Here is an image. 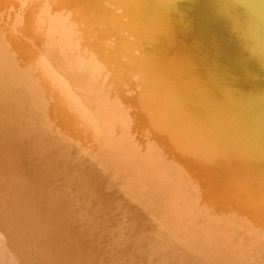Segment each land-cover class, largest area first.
<instances>
[{
    "label": "rangeland",
    "instance_id": "obj_1",
    "mask_svg": "<svg viewBox=\"0 0 264 264\" xmlns=\"http://www.w3.org/2000/svg\"><path fill=\"white\" fill-rule=\"evenodd\" d=\"M4 1L6 2V0H4ZM4 1H1V3H0L1 5L0 6H2V3H3L4 4L3 7L4 8L7 7L8 8L7 10L8 11L11 10L13 13L16 12L15 9H17V11H20L19 7H18V6H20L19 5L20 2L22 3V5L25 4L24 8L26 9L25 11H27V13L26 12H22V14L24 13L23 18L24 17H26L27 19L29 18V20L23 19V20H25L24 22L27 21L26 22L27 24H29L28 22L31 20V18H32V20L35 19V18L36 19L40 18L42 24L40 23V20L38 21V23L43 25V26H40V29L38 27L40 24H34V22L37 23L36 19L34 20V22L30 21L32 23V25L35 26L34 28L31 25V23L29 24V27L25 26L26 24H24V26L22 27V24L20 25V23L18 21V23H19L18 25H20L19 26V30L21 31L22 34L26 33V36L24 34L25 38L28 41L30 39L32 41L33 45H36V44H34L35 41L37 40L35 38L39 39L38 36H40V35L43 36L44 32H45L46 36L45 37L43 36V37L45 38V40L47 39L48 42L46 44L44 39L41 37L43 42H41L42 40L40 41V39H41L40 38L39 41H36V43L37 42L39 43V44L37 43L38 44L37 46H40V45L42 46V44H43V46L46 47V45H49L48 43H50L49 39H51V37L50 38L47 37L48 35L46 34V32L47 31L49 32V30H51V28H53L52 29L53 32L51 30V32H49V36H51V34L55 35V36H52L53 38L55 37L54 39L52 38V40H55L58 37L60 38V36L63 35L62 37L65 38V40L62 39V37H61L60 39L58 38L59 40L56 39L55 40L56 42L55 41H51V43L54 42L53 43L54 47H55V45H57V47H55L57 52L55 51V49H53L54 47H53L52 44L49 45L50 47L52 46V48H50L49 46H47L46 48L44 47V48L46 50H48V53H49V51H51L53 49L55 52L53 53V51H51L50 53L54 54V55L53 54H51V55L54 57L55 54H56V56L59 57L58 59H60V61L63 58L61 53H63L64 56L66 54H68V53H71V56H72L71 58L72 59L78 58L77 60H72L71 61V59L69 60L70 56L66 55L68 57L65 56L62 61L65 62L66 58H67L66 61H68V60L70 61V62L69 61L65 62V63H67L66 65H69L68 66L69 67L68 68L69 72L68 71L65 72L67 68L64 67L65 63L62 62V64L64 63L63 64L64 70L60 69V71H59V68H58V72L59 73L58 72L57 73L59 75L61 73L63 75L65 74V76L68 73L69 76H66L67 82H68V85H70L69 87H70L71 91L73 92L72 94L74 96V99L76 98L75 99V101L77 102L76 104H77V106H79V108L80 107L83 108V106L85 107L83 109L86 110V113L88 114V117H89L88 120L90 119L91 121L89 120L88 132L87 133H84L83 131H82V133L80 132L81 140L79 141L78 145H75L76 147L73 149L75 151V155L79 158V160L81 161L82 164L85 163V161L89 162V168L85 167L87 170L84 171V173L81 174L78 177L79 181L75 180L73 183H67V184L60 183L59 185H54V186L46 185L45 186V185L41 184L40 182H33V181L32 182H28L26 180H21L20 179L21 177H19V175L17 177L18 178L17 180L14 177L13 178L10 177L11 179H9L6 175H4L2 172H0V179H1V181H0V238H1L0 239V245H1L0 250L2 251V253L0 251V264H76V262H77V264H264V236H262V235H264V229H262V230L260 229L261 226H262V228H264V207H261V206H264V200H262V199H264V182H261L262 180H264V174H262V173H264V168H261L262 166H264V160H262L260 162L261 155H264V149H262V148H264V145H261V144H264V141H262V140H264V138H261L262 140L260 141V143L259 142H254V145L252 144L249 147H244V148L241 149V148L236 147L235 144H233L232 140H228L226 138H224L222 140V138L217 136L219 134L214 132L215 134L213 133V136L211 138L212 140L210 139L211 142L209 141V143H207L208 148L210 147L209 149H211V151L207 153V152H204L203 150L193 149L194 146H195L194 142L191 139L185 137V135H184V138H185V140H184V138H181L183 136L179 135L178 132L175 131L176 130L175 128H177V127H181V129H185V128L188 127V123H187L186 119L184 120L182 118L183 115L187 116V118H189V117H193L194 118L195 117L196 119L195 118L194 119L190 118V119H193L195 121L198 119V121H200L199 123L207 124L206 122L208 120L209 114L212 113V111H213L212 108H213L214 105L219 104L223 100L227 101L229 98L231 99L230 96H232V99H233V97L234 98L239 97V99H243L242 96H239L240 92L237 91L238 89L237 90H235V89L231 90L232 86L230 84L232 83L233 85L235 84V86H236V84L239 83V84H237L236 87H242L243 79L244 80H249V81L251 80V78H246L247 76L243 77L239 71L234 70V67L231 66V70L226 72V73H224L225 77L221 78V80H217L218 81L217 84H219L218 87H222V88H220L218 91L214 90L215 86H211V80H210V79H213V78L211 76H209L210 74H209V72H207L208 71V67H206V65H203L201 62L196 61L195 57L198 58V55H195L193 53V47L190 49V43H192V42L187 40V37L185 36V33H184L185 30L181 29V27L184 28V25H185V23H183L182 21L185 20V19L189 20V17L186 16L187 15L186 11H185L186 9H184V7L188 3L187 0H175L174 2H172L171 3L172 4L171 12L170 11L168 12L169 7H168V3L166 2L167 0H143V1L141 0L142 3H141L140 0H131V1L130 0H120V2H119V0H117V2H119L118 5H115L113 0H108V1L107 0H103V1L94 0L93 2H95V3H96V1L98 2L97 4L92 2L94 4V6L98 5L97 6L98 10H96V8L93 5L92 6L94 8L90 5L91 4V2H90L91 0L90 1L88 0L89 5H88L86 0H83L85 2L82 1L81 3H80V0H79V2H78V0H68V1H70L71 4H72V2L73 3L76 2L77 4L76 3L75 4L78 7V9H76L77 8L76 6L73 7L75 4L71 5V4H69V2L67 0H64V1H66L65 2L66 5H64L63 0H59V1L55 0L56 3H54L55 2L54 0H53L54 2L52 0H47V1H50V2H47L48 4L46 3V0H43V1H41V0H35V1L34 0H27V1H29V3L26 2L25 0H19L20 2L17 1L16 2L17 4L15 3L16 0L15 1L14 0L13 1L10 0V2H8V0H7V5H6V3ZM24 1H25V3H24ZM30 1H32V3H30ZM38 1H39V3H38ZM60 1H62L63 3L61 4ZM121 1H123V2H121ZM34 2H36V3H34ZM41 2H43V3H41ZM102 2H105L104 3L105 5L107 4V6H108V7L106 6L107 8L110 7L109 9H110V11L112 13L115 11L113 13L114 15H118V16L120 15V17L117 18L116 16L112 15V13L109 12V9H107L105 7V5H104V7L102 6L103 5ZM129 2L130 3L133 2V3L130 4ZM8 3H11L10 4L11 5V9L10 10H9L10 7H8L10 5ZM84 3L87 4V5H85ZM108 3H110L111 5L110 4L108 5ZM140 3H141V6H142L140 8V10L142 12V13H140V15L141 14H146L148 16V19H145V18L141 19V18H138V17L134 18V17L130 16V12H129L130 7H132V5H135V7H137L138 4L140 5ZM26 4H28V5L30 4V5L28 6ZM44 4H46V5H44ZM56 4H58V5L56 6ZM59 4H61V5H59ZM83 4L86 7L91 6L92 7L91 8L92 11L93 10H96V11H93V12L91 11V13H90L91 9L90 8L86 9V7H84ZM16 5H17V7H16ZM34 5H35V8L33 7ZM36 5L39 6V10H38ZM41 5H43V6H41ZM62 5H64L65 8ZM67 5L69 6L71 12L67 11V10H69ZM80 5L83 7L82 8L83 10L81 9ZM30 6L32 7L31 13L29 11L30 8H31ZM120 6L123 7V9H120L121 8ZM3 7H0V11L2 13L7 12ZM12 7H15L14 8L15 11L13 10ZM21 7H23V6H21ZM219 7H222V5L219 2L218 3H217V1H215L214 3L212 2L211 6H209V9L211 10L210 13L216 12V8H219ZM63 8H64V10H63ZM66 8H67V10H66ZM102 8L103 9L105 8V10H103ZM33 9H35V10H33ZM44 9H45V11L48 9L46 11L47 13H49V10H51V9H52L53 12L50 11L52 13H50V15L48 14V16H46L47 13L44 11L46 14L42 16V13L40 11L43 12ZM80 9H81V11H79ZM84 9L87 10L85 12L86 14L83 12V11H85ZM99 9H100V11H99ZM118 9H119V11H118ZM65 10H66L67 13L64 12ZM75 10L79 11L80 12L79 13L80 16H82V17H80V16L78 17L77 15H74L77 12ZM236 10L238 12L242 11L239 7L236 8ZM34 11H36V12H34ZM59 11L61 12L60 15L63 14V16L56 17L53 13L56 12L55 14L59 15ZM72 11H74V12H72ZM1 12H0V14H1ZM87 12L90 13V15H88L89 17L93 16V15H91L93 13L97 17L94 16L93 19L94 18L95 19L92 20V18H88ZM95 12H96V14H95ZM116 12H118L119 14H117ZM28 13H30L31 15H28ZM35 13H36V15H35ZM71 13H73V14H71ZM83 13H84V15H81ZM108 13L109 14L111 13L112 18H113V16H114V18L113 19L110 18V15ZM25 14H27L28 16L25 15ZM37 14H38V16L41 15L42 17H44V16L45 17L43 19H41L42 18L41 16L39 18H37L38 17ZM52 14L57 19L51 20V19H53ZM68 14L71 16V18H70V16H68ZM164 14L167 16V19L165 18V16H163ZM205 14L206 13H204L202 10H200V12L197 13V22H196L197 30H199V28H203V26H204L203 24L204 23L202 24L201 19L203 21H206V15L207 14L206 15ZM241 14H243V12ZM108 15H109V18H106V16L108 17ZM214 15L213 16L211 15V17H213L215 19L216 17H214ZM13 16H16V15L13 14ZM17 16L19 17L18 13H17ZM17 16H16V18H17ZM72 16H74L73 18H75V19H73ZM83 16L86 17V18L84 19ZM46 17H48L49 19L46 18ZM66 17H68L71 20H69L68 18L66 19ZM77 17L80 18V19H78ZM104 17H105V19H112V20H110L112 22H113V20L115 18H116V20H118V19H120V20H118V22L115 23V25H113V24L111 25L112 22L106 21L104 19ZM121 17L124 20H122ZM153 17H154V19H153ZM60 18H62V19H60ZM81 18L84 21L83 20L80 21ZM72 19H73V21H72ZM89 19H90V21H89ZM165 19L167 20L166 21L167 23L165 22ZM43 20L47 21V25L51 21H53L52 24L53 25L55 24V25L53 26L50 23L49 24V25H51V28H50V26L46 25V21L44 22ZM48 20H50V21H48ZM56 20H59V22H57ZM65 20L68 21V22H65ZM76 20H77V22L80 21V25H79V22L78 23L76 22L77 24L75 23ZM85 20H87V22L89 21L90 23L89 22H88L89 24L85 23L86 22ZM116 20H114V21L116 22ZM215 20L219 21L220 19L218 20L216 18ZM71 21L74 22L73 25L75 24L78 27H75V25L74 26L72 25L73 26L72 27L70 25V24H72ZM91 21L94 23L95 26L93 25V23H92L93 27L90 25ZM101 21H102V23H101ZM119 21L121 23V26H120V24H118ZM43 22H44V24H43ZM69 22H70V24H69ZM124 22H126V23H124ZM175 22H177L179 24V26L181 25L180 26L181 35H177V38H179L178 40H177V38L174 39V43H175L176 47L174 49H172L171 45H170V43L168 41L169 38L166 39V40H165V38H167L170 35L171 31L172 32L175 31L174 30L175 29V25H174ZM220 22L221 21H219V23L215 22V24H219L221 27H223V25ZM0 23L4 26V27H2L4 29V31H6V30L7 31L8 30L12 31V29L14 31L15 27L13 28L11 26L12 25L11 23H8V22L3 21V20H0ZM60 23H61V26H60L61 27V30H60L61 32L58 33L57 31L60 29V27H59ZM65 23H68V25H66ZM56 24L58 26H56ZM62 24H63L64 27H66V28L68 27V28L64 29ZM84 24H86L85 27H84ZM109 24L111 25L112 28H114V30L111 27H109L110 26ZM129 24H131V25H129ZM87 25H90V27H87ZM98 25L101 26V27L104 25L103 26L104 28L103 27H102V29L101 28H97V27H99ZM118 25L123 29V31L120 30L121 28L119 29ZM150 25H151V27H150ZM55 26H56V29L58 27L57 30L55 29ZM128 26H130V27H128ZM179 26L176 25V28H178ZM37 27H38V29H37ZM70 27H71V29H69ZM108 27L110 28V32H109ZM116 27H118L117 30H119L120 34L118 33L117 30H116L117 32H115ZM126 27H128V29ZM24 28H25V30H24ZM31 28H33V29H31ZM76 28H77V30H76ZM80 28H81V30H80ZM83 28H85V30ZM93 28H94V31H93ZM105 28H107L106 29L107 31H105ZM141 28H142V30H141ZM151 28H153V29L151 30ZM30 29L33 30V31H30L31 32L30 33L31 36H30L29 33H27V32H29L28 30H30ZM34 29H36V30H34ZM126 29H127V31H126ZM131 29H133V30H131ZM19 30L16 29V31H19ZM39 30H40V32H39ZM41 30L44 31V32H42ZM62 30H64L65 33H66V31H68L67 34L65 35V33ZM88 30L89 31L92 30L91 32H93V33L89 32ZM99 30H101V32H99L98 35H97L96 33ZM102 30H103L104 33L102 32ZM22 31H26V32H22ZM34 31H36L35 32L36 34L34 33ZM73 31H76V34ZM95 31H97V32H95ZM111 31L113 32V34H112ZM120 31H122V32H120ZM41 32L43 33V35H42ZM69 32L72 33V38H71V34ZM77 32L79 34L81 33L80 35L82 37L85 34H87L88 36L85 35V37H83L84 39L82 37H81L82 39H80V36H79V34ZM128 32L130 33V36H129ZM37 33H39L40 35L37 34ZM68 33H69V35H68ZM102 33H103V35H102ZM105 33L107 35L106 37L108 38V41H107V38L105 37ZM91 34H93L92 37L90 36ZM108 34H110L112 37L111 36L108 37ZM114 34L115 35L119 34V35H118V37L117 36L115 37ZM36 35H38V36H36ZM73 35H74V38H73ZM32 36H34L33 39H32ZM68 36L70 38H68ZM78 36H79L80 40L78 39ZM94 36H96V37H94ZM101 36L105 38V41H107V43L108 42L109 43L107 45V43H105V41L103 40L104 38H102L103 43L105 45L101 42V43H99L101 48L99 47V48L95 49L97 47V45H98L97 43L100 42V40H101V38H99ZM120 36H121V38H120ZM124 36H126L125 38L128 37L129 39H126V40L122 39V37H124ZM86 37L88 39H86ZM110 37H111V39H109ZM198 37H200V39H203L204 35L201 34ZM92 38L94 40L97 38L98 42L95 40L94 43H93V41H90V39L92 40ZM70 39L71 40L73 39L72 40L73 43L76 40L77 45H76V43L73 44L72 42H70L71 41ZM77 39L79 40L78 42H77ZM10 40H12V39H10ZM60 40H63L64 43H66L65 41H68V43H66V45H65ZM83 40L85 42L87 41V42L91 43V45L88 47L87 45H89V44L83 42ZM150 40H152V41H150ZM57 42H58V44H57ZM80 42H81V44H84V43H85V45L87 44L86 46L84 45V47H86V48L88 47V48H90V50H87L88 48L87 49L85 48L86 49L85 50L83 48V45L79 46V48H77L78 49L77 50L76 47L78 45H81V44H79ZM122 42H124V43L122 44ZM131 42H132L134 47L132 46ZM140 42H141L142 45L140 44ZM60 43H61V45H60ZM117 43H118L119 46L117 45ZM126 43L127 44L130 43V44L127 45V47H126ZM134 43H136V44L134 45ZM181 43H185L186 45L188 44L187 45V50H186L188 55H185L183 52H182L183 54H180L178 52L181 49L180 48L182 46ZM67 44H69V45H67ZM70 44H71V50H70V48H68L70 46ZM58 45L60 47L62 46V48H63V45H64L65 46L64 48H65L66 51H68V53H65L66 51H64V48L62 50V48H60ZM137 45H138V47H137ZM140 45H141V48L138 49ZM172 45H174V44H172ZM93 46H96V47L94 48ZM104 46H106V47H104ZM107 46H108L109 49H107ZM110 46L112 47V49H111ZM120 46H122L124 49L126 47L125 51H127L128 54H127V52H124L122 47H120ZM131 46H132V48H131ZM91 47L93 49H95L94 51H96L95 53H97L96 55H98V57L97 56L96 57L98 59L96 57H94L95 54H92V53H94V51L91 53V51L93 50ZM118 47H119V50H118ZM136 47H137V49H134ZM72 48L74 50L76 49V51H74ZM102 48H104V49H102ZM58 49H59L60 54H61V55L58 54L59 56L57 55V53H59ZM104 50H105V52H104ZM106 50H110V51H106ZM113 51L114 52L117 51V53L121 51L122 53L120 52L118 54L117 53L114 54ZM129 51H131V53ZM86 52H87V55H86ZM101 52H102V54H101ZM81 53H83L84 55L80 56ZM109 53L110 54L112 53L111 56H112L113 60L111 59V56L109 55ZM99 54H101V55H99ZM91 55H93V56H91ZM102 55L105 58H106V56L109 55L106 58V60L108 58L109 59L107 61L106 60L103 61L102 60V58H103ZM61 56H62V58H61ZM99 56H101V57H99ZM113 56L115 57V60H114ZM136 56H139L138 59L136 58ZM80 57L82 58V61L79 60ZM83 57H85V58H83ZM90 57H91V60H93V62L90 61ZM93 57L96 58L97 60L93 59ZM117 57L119 58V60H118ZM133 59H135V60L137 59V62L134 61ZM78 60L81 63H78ZM85 60H88V62L85 61ZM120 60H121L122 63L120 62ZM185 60H187V61H185ZM74 61H76V62H74ZM94 61H99V63L96 62V65L98 64V66H96L94 64L95 63ZM108 61L110 63H108ZM124 61L126 63L125 64L126 66L123 64ZM139 61H140V63H139ZM191 61H192V65L189 66L187 63L191 62ZM73 62H74V64H73ZM92 63H93V65L96 68L94 66L93 67L91 66ZM103 63H104V65H102ZM111 63H112V65H110ZM119 63H120V65H119ZM85 64H86L87 67L85 66ZM100 64L104 68H108L109 72H106L107 70L106 69L104 70V68L101 67ZM70 65H71V67H70ZM99 65H100L101 68L99 67ZM73 66H76L78 68L73 67ZM164 66H166L167 68L164 69L165 68ZM85 67H86V70L88 68V70L86 72H85ZM70 68H72L73 71L70 70ZM75 68L78 69L79 71L82 70L80 72L81 74H79V72H77L78 70H76ZM110 68H113V69H110ZM95 69L97 70V73H96ZM101 69H103V71H101ZM116 69H117V71H116ZM75 70H76V72H75ZM91 70L93 71V74L91 73L92 75H94V74L96 75L99 72H101V73H103V72L105 73L106 72L105 75H104V73L102 74L106 78L104 76H103V78L100 77V76H102V75H100L101 73L99 74L100 78L98 77V75H96L97 77L91 75L93 78L92 77H87V76H90L89 71H91ZM71 72H72V74H71ZM83 72H85V73H83ZM73 73H74V75H73ZM87 73H89V74L87 75ZM108 73H110V74H108ZM261 73L257 77V79H259V80H260V77H261ZM8 74L10 76V73H7L6 75H8ZM82 75H84V76L82 77ZM119 75H121V76H119ZM162 75L163 76H167V78H169L167 80H168V83L171 86L175 85L174 87L176 88V91L174 92V94H176V96H177V97L175 96V98L177 99L179 97L180 98V102L177 101L178 99L177 100L175 99L177 101V103L174 104L173 106L176 109H174V107H171L172 104L171 105L168 104L169 107L166 106V105H163V108L166 109V111H164L163 108H162V110L164 111V114H165V112L168 114L167 111H170V109H171L172 112H170V113L172 115H168L167 117H163L162 118V119H165V118L167 119V120L165 119L166 123L164 121H162V119H161L162 124L161 123L159 124L160 120H159L158 123L156 122V124H155L154 122H152V120L155 121V119L151 118L152 115H153V113H151V112L155 113L156 111L153 110V109H156V108H153V107H157L158 108V106H159V104L161 102H159V100L157 99L158 94H157L156 89L158 87L157 88L154 87V85L151 84L152 81L149 80L147 77L153 78L154 82H157L158 78H160V76H162ZM9 76H7V77H9ZM73 76L77 77L78 81L77 80L73 81L74 79H76ZM70 77H73V79L70 78ZM86 77L87 78H91V80H93V79L95 80V81H92V82L89 80L91 82V83L89 82L91 84V86L94 85V83L96 85L97 82H98V84H101V86L99 85L100 92L101 91L104 92V90L106 89L104 87L105 89L103 90V88H102V86H104L103 84L105 83V86L107 87V86H109L108 83L110 81V82H112L111 83L112 86L110 85L111 88H110V86L107 88L108 89L107 92H109L110 95L111 94L113 95L116 92H118L116 90L119 87V89H120L119 93L120 94L116 93L114 96L117 97V98L116 99H115V97H113V99L111 98V101H112L111 102L109 97H112V96H109L107 92H104V93L101 92V94H98L99 93L98 92L99 91V87L95 86V85L93 87H91V86L89 87L90 84L88 83V81H86ZM97 78L100 79L101 81L100 80L96 81ZM111 79H114L115 82L112 81ZM255 79H256V77H255ZM104 80H106V82H104ZM81 81H83V82L86 81V83L84 84ZM74 82L76 84L79 83V85L81 83V85H83V87L81 85H80V87H82V88L78 87L77 86L78 84L76 85ZM116 82H117V84H116ZM147 82H149V86L150 87L148 86ZM113 84H115V85H113ZM113 86L115 88H117V89H115V91H116L115 93L113 92L114 91V87ZM95 87L96 88L98 87L97 88V92H98L97 94L95 92L96 89H93ZM151 87H152V89H151ZM112 88H113V90H112ZM142 90L148 91L147 94H148L149 97L151 96L152 101H153V103L150 104V106H148L146 109H144L146 107V106H144V105H146L144 103H146V102L144 100L145 98L142 97V96H144V92ZM138 93H139V95H138ZM93 94H95V95H93ZM117 95L120 97V100L118 99ZM242 95H245V94H242ZM137 96H139V97L141 96L142 98H140V99H143V100L141 101ZM124 97L126 99H128L130 104H126V103H128L127 100H126V103L123 104L124 101H125ZM122 98H124V101H123ZM135 98H138V99H135ZM107 99H109L110 102ZM121 99H122L123 103H121ZM136 100H139V101L137 102ZM143 101H144V103H143ZM79 102H81V103H79ZM158 102H159V104H157ZM137 103H138V105H137ZM141 103H143V105ZM178 103H179V106H177ZM0 104H1V101H0ZM131 104H133V106H130ZM161 105H162V103L160 104V107H161ZM151 106H152V109H151ZM203 106L205 108H203ZM132 107H134V108L132 109ZM178 107H179L180 112L181 113L184 112L185 114L181 115V114L177 113ZM137 108H140L139 111L137 110ZM150 109H151V112H149ZM146 110H148V111H146ZM198 110H200V111H198ZM1 112H2V114H1ZM1 112H0V114L3 116V120H4L9 115L8 114V108L3 110V111L1 110ZM140 112H141V117H140V114H139ZM146 112H147L148 118H144L143 121H145V123L147 125L144 126V129H143V125H145V124H143L144 122L142 121L141 118H143L142 115L144 113H146ZM148 112L150 113L151 117H150V115H148ZM201 112H203V113H201ZM4 114H6L7 116L5 117ZM120 114H121V117H120ZM167 114H165V115H167ZM1 115H0V118L2 119ZM138 116H139V119L142 122V124L140 123L141 126L138 123V121H139ZM143 116L145 117L146 115H143ZM174 116L176 117V119H175ZM149 117H150V119H149ZM9 118H10V116L7 117V119H5L4 122L6 120L8 121ZM150 120L153 123V125L155 124L154 125L155 128H157V130L156 129L153 130L154 133L152 132L154 135L158 134L157 136H155V137L158 138L157 140H156L155 137H154V139L153 138L149 139V138H151V134H152L150 132V131H152L151 128H154V127H152V123L150 122ZM169 120H170V122H169ZM182 121H184V122L182 123ZM150 123H151V128L148 127V126H150ZM167 123H168V126H167ZM178 123H179V125H178ZM185 123L187 124L186 126L184 125ZM181 125H183V126H181ZM125 126H127V127H125ZM145 127H147L148 132H147ZM159 127L164 129V130H162V129L160 130ZM168 127H169V130H171V131L174 130L176 132V133H174V135H176L175 136L176 138H174L172 136L175 139L176 142H178V140L179 141L183 140L184 142L181 141V142H178L176 144L175 141L171 140L173 138L171 137V134L168 131ZM182 127H184V128H182ZM86 131H87V129H86ZM156 131H157V133H155ZM165 131L167 132V134L164 133ZM177 131H179L181 133L179 128H177ZM146 133H148V134H146ZM149 134H150V136H149ZM165 134H166L167 137L165 136ZM109 135H113L115 138H110L109 139V137H108ZM177 137L180 138V139H178ZM159 138H160V140H159ZM113 139L116 140V143H114L112 141ZM168 139H169V141H168ZM150 140H154V141H150ZM156 141H158L159 144L161 142V144H160L161 146ZM187 141H188V143H187ZM149 142H150L151 145L149 144ZM153 142H155V143H153ZM182 143L183 144L185 143V145H183ZM162 145L167 146V147H169V145H171L173 147L170 146L171 149H170V147H169V149H167V147H166L165 148L166 150H165ZM256 145H257V147L259 145H261V146H259V149L262 147L260 149L261 151L260 150L256 151V148H257ZM174 146L176 147V149L177 148L179 149V147L181 146V149H179L180 151L178 149H177L178 151L173 150L174 153H175V151H176V153L178 152V154H176L177 156L172 153V149L174 148ZM252 146H254L252 149H254L257 154L260 151V153L258 154V156L260 155V157H258L256 155V153H254L255 155H251L253 152H255V151H252V149L250 151H247ZM189 148L192 151H195L198 154H194V152H191ZM40 150H42V149H40ZM164 150L166 152H168L167 154L170 153L169 155L171 157L172 156L174 157V155L176 156V158L179 157L177 159H175L173 157L171 158L172 161L174 159V164L171 165V163H173V162L170 161V158H168L170 156L165 154L166 152ZM218 151H222V152H218ZM179 152L182 153L183 155L180 154ZM186 153L187 154L188 153L191 154L190 155L191 157L189 156V154L187 155L188 160H190L189 162L193 163L192 162L193 160H194V162L196 160H198V161H196L193 164L190 163V167L188 165L189 162L187 161L186 156H185ZM163 154H164V156H163ZM193 154H194V156H193ZM181 155H182V157H184V156L185 157L182 158ZM197 155H199L198 156L199 159H196ZM3 156H5V154ZM193 157H195V159H193ZM178 159H179V161H180V159H182L181 160L182 163H183V160L186 159L185 162L187 161V163H188V164L186 163L188 165V166H185V167H187L186 169L183 170V168H180V169L183 170L184 173L182 172V170L174 171V170H176L175 168L178 167V164L183 165L181 163V161L179 163L176 162V161H178ZM191 159H193V160H191ZM254 159H256V160H254ZM262 159H264V156H262ZM224 160H226V161H224ZM166 161H167V163L170 161L171 162V163H169L170 165L169 164L166 165ZM216 161H217V163H216ZM200 162H203V163H200ZM223 162H225V163H223ZM231 163L234 166H231L232 165ZM239 163H242L241 166L242 165L243 166L241 167L239 165ZM5 164L6 165L9 164L8 168L10 167V163H8L6 160H4L3 158L0 157V165H2V167H3ZM175 164H177V165H175ZM196 164L198 165V167H200V169L198 168V170H199L198 175H196L197 171H195V170H197V168H196L197 165ZM213 164L214 165L218 164L219 167L217 168V166H215V168H214ZM224 164H227V165H224ZM173 165H175L174 168L171 167ZM210 165L212 166V168H210L211 167ZM165 166H166V168H165ZM224 166H225V168H224ZM180 167H182V166H180ZM194 167H195V170H194ZM213 168H214V171H213ZM229 168L231 169V171H230ZM19 169L22 170L21 167H19ZM23 169H24V167H23ZM26 169L28 171L30 170V172L32 171V169L28 165H26ZM171 169H172V171H170ZM203 169H205V170L203 172L204 174L202 175L201 172L203 171ZM249 169H251V170H249ZM222 170H224V172ZM243 170H244V173H243ZM187 171L189 173L188 175L191 174L190 172H192L191 175H193L195 173V175L197 176L199 181H198V179L196 180V178L194 179L195 175H193V177H191V175L188 176L187 173H186ZM209 171H211V172H209ZM170 172L172 174H170ZM175 172L176 173L178 172V174L180 173V175L184 174L183 175L184 177L178 175V176L182 177L184 181L182 179L181 180L178 179L180 181V183H179V181H177V178H176L178 176L176 175ZM215 173H217V174H215ZM245 173H246V175H245ZM219 174H222V175H219ZM225 174L226 175L228 174L230 176H226ZM1 175H2V177H1ZM175 175H176V177H173ZM210 175H211V177H210ZM217 175H218V177H217ZM223 175L227 177L228 181L224 180V179H226V177H224ZM236 175H237V179H236ZM243 175H245V176L243 177ZM185 176L186 177L188 176L187 177L188 181L185 180V178H186ZM167 177L169 179H167ZM171 177L174 178V180L176 178L175 181L172 180L173 184L170 183L171 179H172ZM180 177H178V178H180ZM189 177H191V178H189ZM228 177L230 178V180H229ZM159 178H160V180H158ZM222 178H224V179H222ZM239 178H242V179H239ZM189 179L192 182L189 181ZM218 179L221 182H219ZM9 180H11V182H9ZM13 180H14V182H13ZM205 180H206V182H205ZM239 180L240 181L242 180V181L240 182ZM231 181H232L233 185L231 184ZM159 182L162 183L163 185L159 186L160 185ZM188 182L189 183L191 182L192 185L191 184L189 185ZM207 182H209L208 184H211V185L213 184L212 185L213 188L215 187L214 189L217 190V191H215L211 187V189L213 191L218 192L216 194H215V192L214 193L212 192V194H213L212 196H214V197L216 196L215 198L217 199V201H219L218 202L219 204H217V203H215L216 205L214 204L216 199H213L214 197L211 196V191L212 190L210 189V186H208ZM217 182H218V185H217ZM233 182H236L237 184L233 183ZM242 182H244V183L242 184ZM248 182H249V184H247ZM177 183H179L181 185H179ZM183 183H184V185H183ZM195 183L197 184L196 186H195ZM239 183H240V185H239ZM203 184H207V185H203ZM220 184H221V187H220ZM235 184H236V186H234ZM173 185H175V186H173ZM187 185L190 186L191 188L192 187H195V188L194 189L192 188L191 191L189 190V191L185 192V190H186L185 188H186ZM19 186H20L21 190H23V188H24L27 191L25 190V193H22L24 191L20 192V188H18ZM30 186H31V188H30ZM35 186H36L37 189L34 188ZM166 186H167V188H166ZM180 186H181V188H180ZM226 186H227V188H226ZM190 187H188V188L190 189ZM201 187L202 188L204 187L203 188L204 190ZM207 187H209L208 189H210V190H206ZM223 187H225L227 189V190L225 189V192L226 191L229 192V193L231 192L230 195L227 194V192H226V194H224L225 192H223V194H222V189L224 191ZM233 187H234V189H233ZM42 188H43V191L45 193L42 191ZM188 188H187V190H188ZM34 189H36V190H34ZM49 189H51V191ZM174 189H176V190H174ZM180 189H182V190H180ZM200 189H201V191H200ZM229 189H231V190H229ZM244 189H245V191H244ZM258 189H260V192L258 191ZM45 190L46 191L49 190V191L46 192ZM56 190H58V191L61 190L59 192H60V194L62 192L63 193L62 195H64V196H67L70 193L71 194L73 193V195H72L73 198H72V196H70L71 194L69 195L70 197L67 196V198H70L71 201H73V202L69 203L71 205H69V204L64 202L65 204L63 203L62 207L65 206V208H62V207H59L60 203L57 204L56 201L52 202L51 200H49L50 202L49 201L47 202V199H50L49 195L52 194V193H56L55 192ZM66 190H69L70 193L67 194L66 192H68V191H66ZM70 190H72V191H70ZM159 190H161V191H159ZM165 190H166V192H165ZM192 190H193V192H192ZM36 191L38 192V194L41 192L42 193L41 196H39L40 194L38 195ZM63 191L64 192L66 191V192L64 193ZM79 191H81V193H83V197L81 196L82 194ZM198 191H200V193H197ZM219 191H221V192H219ZM242 191H243V193H242ZM18 192L20 193V195H19ZM31 192H32L33 195L31 194ZM34 192L36 193L37 196L35 195ZM194 192H196V193H194ZM201 192H203L202 193L203 197H200L201 196ZM204 192L207 193L208 195L209 194L210 195L204 197V195H207ZM232 192H233V196L235 195L234 197H236V198L231 196ZM47 193H49V194H47ZM184 193H186L189 196H187L186 194L184 195ZM24 194H26V196L27 195L29 196L30 194L31 195L28 198V196L26 197ZM76 194L77 195L81 194L80 195L81 197L80 196H76ZM182 194H183L184 197H181ZM195 194L197 196H195ZM245 194H246V196H245ZM42 195H44L46 197L44 198V196H42ZM198 195H199V197L201 199L197 198ZM15 196H16V198H15ZM31 196L33 198L30 199ZM160 196H161V198L159 199ZM221 196H223V197H221ZM37 197L38 198L40 197L39 199H41V197H43L42 200H41L43 202H40V203L38 202L39 204H37V202H34V200L32 201V199L37 198ZM188 197L192 198V200H193L192 203L193 202L195 203V201H196L197 204L199 203V205L194 204V203H193V205H192V203L190 204L191 200H190L189 203L184 204V203L188 202L187 201ZM206 197H207V199H205ZM217 197H219V198H217ZM225 197H226V199H225ZM227 197H229V199L232 197L231 198V202L233 201V204L232 203H230V204H232V206L235 209L233 208V210H232V207L230 208L231 205L228 204L230 202V200L227 199ZM21 198H22V200H21L22 203H20V199ZM63 198H65V197H63ZM190 198H188V199H190ZM222 198H224V200ZM233 198L235 199V201L233 200ZM146 199L147 200L149 199L148 202H146L147 201ZM183 199H186V202H184ZM195 199H197V200L199 199L200 201L203 200L202 201L203 204H205V203L206 204L205 205H203V204L200 205L201 202L199 200L197 201ZM204 199L207 202L210 199H212L211 200L212 202L209 201L210 203H207L206 201H204ZM241 199H242V201L243 200L244 201L242 202ZM246 199H248L249 202ZM9 200H10V202H9ZM159 200L162 201V203H160L162 205H159V202H160ZM228 200H229V202L226 203ZM238 200H239V202L241 201L240 204L241 203H243V204L245 203L246 206H244L245 204L244 205L243 204H241V205L237 204V203H239V202H237ZM15 201H16V203L18 202V204H19V205L17 204L16 207H15V204H14ZM29 201H30V204H29ZM83 201H84L85 204L84 203L81 204V202H83ZM163 201L165 202V204H163ZM33 202L36 203V204H32ZM44 202L50 203V207L49 208L52 209V210H49V208H48L49 204L48 205H47V203L44 204ZM222 202H223V204H221ZM11 203L14 206H12ZM53 203H56L57 205L54 204L55 205L54 206ZM150 203H152V204H150ZM224 203L226 205H228V206H226ZM234 203H235V205H234ZM20 204H22V206ZM23 204H24V206H23ZM78 204H80L81 207ZM207 204H209L210 206L209 205L207 206ZM220 204H221V207H220ZM247 204H248V207H247ZM35 205H36V207L38 206V208H36ZM42 205H43V207L45 206V208H43ZM51 205H53V208H51L52 207ZM74 205H75V207H74ZM77 205L80 208H82V210L79 207H77ZM157 205L159 206V208H158ZM202 205L205 206V208L203 207V210L205 212L203 210H201L202 209ZM212 205H213V207L216 206L213 210L211 209ZM217 205H219V207ZM223 205H225L226 207L230 208L231 211L236 210V213H238L239 209H240L239 211L241 212V207L243 208V210H245V213H246V211H248V213L250 214L251 218L253 219L252 221H254L255 224H256L255 226H253L254 225L253 223H251V222L249 223L254 228H257V231H255V229H254L255 237H252V238H250V237H238V238L234 237V236H232L231 234H229L227 232V230L224 228V226H220V224H217L218 220L217 221L216 220H212V219H216V218L218 219V217H219V220H220V218H221V216L219 215L220 213H221L222 216L224 214H225L224 216H226V215H229L231 213V212H229L230 209L227 210L228 208H226ZM56 206H57V209H60V210L62 209L61 211L63 213V217H62V213L59 210L57 211ZM70 206H72L73 208L70 207ZM163 206H166V207H163ZM172 206H173L174 209L171 208ZM184 206L187 207V208H185ZM193 206H198V207L201 206V207H199L201 213H198L199 212V208H197V207H195L196 209L195 208H190V209L188 208V207H193ZM206 206L208 208H206ZM254 206H255V208H254ZM67 207H69V209H66ZM217 207L220 208L221 211L225 210V208H226L227 211L226 212L224 211V214H223L222 213L223 211L222 212L219 211ZM33 208L36 209V210H38V209L39 210L36 212V210H33ZM47 208H48L49 211H52L53 213L49 212L47 210ZM175 208H177V211H176ZM209 208H210V211L208 210ZM222 208H224V209H222ZM237 208H238V210H237ZM11 209H13V210L15 209V214L12 213V215L14 214L13 216H18L19 217L20 214H21L20 217L23 216L22 218L19 217L22 220V221H20V223L22 222L21 224L18 223V225L20 224L19 227H18V225H15L16 223H14V222H17V221L19 222V220H18L19 218L16 219V221H15V218H17V217L11 216L12 219L9 217L11 211H13ZM20 209H22V210H20ZM27 209H28V211H27ZM30 209H32V210H30ZM41 209H43V210H41ZM44 209H46V211H44ZM53 209H55V210H53ZM64 209H65V213H64ZM70 209L71 210L74 209L72 211V213L75 212L74 217H72L73 216L72 213L68 212V210H70ZM83 209H84V211H86L85 213H84ZM186 209H187V211L195 209L194 211H196V213L193 211V214L191 215L190 213L192 211H190V212L186 211L187 214L184 213V214H186V215H184L183 212H185ZM197 209H198V211H197ZM71 210H70V212H71ZM77 210L79 211V213H78ZM211 210H212V212L219 211V213L216 212V213L213 214L211 212ZM23 211L27 212L26 213L27 215ZM32 211L34 213H36V214L34 215ZM156 211L157 212L159 211L158 212L159 216L156 215L157 214ZM165 211H167V212H165ZM8 212H9V214H8ZM45 212H46V214H47V212H49L48 215H47L48 217L44 216V215H46ZM55 212H58V213H55ZM59 212H60V214H59ZM76 212H77V215H76ZM80 212L83 215H80ZM202 212H204V213H202ZM206 212L209 215H207ZM208 212H210V213H208ZM227 212L229 214H226ZM234 212H232L231 214L232 215L235 214ZM16 213L18 215H16ZM41 213H42V215H41ZM52 214H54V216ZM70 214H72L71 217L69 216ZM129 214H130V216H129ZM216 214L218 215V217H216L217 216ZM6 215L8 216L9 220H8ZM31 215L32 216L34 215L36 217H31ZM64 215H65V218H64ZM75 215H76V217H75ZM78 215H80L79 217H82V218H79ZM160 215H162L163 217L161 216V218H160ZM169 215H171V216H169ZM174 215H176L177 217L174 218ZM190 215H191V217H190ZM232 215H230V216H232ZM27 216H29L30 218L27 217ZM41 216L43 217V219H41L42 218ZM49 216H51L52 219ZM181 216H183V217H181ZM192 216H194L195 219L192 218ZM204 216H206V217H204ZM213 216H215V218ZM234 216H232V217H234ZM236 216L237 217L240 216V213H238ZM247 216H249V215L247 214ZM53 217L54 218L57 217V219H56L57 222H55V220H54V222L52 221L54 219ZM59 217L61 218V220H59ZM68 217L72 218L73 222L72 221H70V222L67 221ZM127 217H128V219H127ZM164 217L167 218V221L169 223L165 221L166 219ZM257 217H260L261 219L259 220V218H257ZM31 218H32V220H33V222L35 224L31 221ZM77 218H79V219H77ZM120 218H122V219H120ZM178 218H179L180 222H179ZM181 218L183 219V221H181L182 220ZM190 218L192 219V221H190L191 220ZM23 219H24V221H23ZM27 219L28 220L30 219L29 220L30 222H28ZM49 219H51V221ZM175 219H177L178 221L175 220ZM26 220H27V222H26ZM35 220H37V221L35 222ZM45 220H47V221L49 220L50 221V222L48 221L49 223H51L50 227L48 226L49 228L47 227L48 224H46L48 222L45 221ZM172 220H175V222H173ZM123 221H125V222H123ZM214 221H216V222H214ZM120 222H122L123 224L120 223ZM170 222L172 224H170ZM41 223L42 224L44 223V224L40 225ZM54 223L56 224V227L54 226L55 225ZM71 223H73V224H71ZM30 224L32 226L37 224L36 226H38V227L35 228V226H33L34 228L32 229V226L30 227ZM76 224H78V225H76ZM25 225H26L27 228L25 227ZM27 225H29V226H27ZM44 225H46L45 228L47 227V229H49L48 231L44 230L45 228L42 229V226L44 227ZM4 226H6L9 229H7ZM93 226H94V228H93ZM119 226H120V229H119ZM20 227L22 228V232L19 231L21 229ZM84 228H85V230H84ZM34 229H35V231H34ZM50 229H51V231H50ZM86 230H87V232H86ZM88 230L90 232H92V233H90V232L88 233ZM23 231L26 232V233H24ZM41 231H43L42 232L43 235H42ZM45 231H47V234L46 233L44 234ZM9 232H11L12 234L11 233L9 234ZM28 232H29V234H31L32 232L33 233L40 232L42 237L43 236L49 237L48 238L49 240L47 242L44 239H40V238L36 239V237H34L35 235L34 236H32V235L29 236ZM83 232H84V234H83ZM258 232H260V233H258ZM1 233L4 234V236ZM48 233H50V234L52 233V234L50 235ZM76 233H78V234H76ZM251 234H253V233H251ZM249 236H251V235H249ZM13 237H14V239H13ZM19 237H21V238L25 237L26 240H25V238L22 240ZM74 237H75V241H74ZM81 238H83V239H81ZM4 239H5V241H3ZM8 239H10L11 242ZM42 240L46 241L47 243H44V242L42 243ZM1 241H3V242H1ZM87 241L89 242V245H88ZM12 243H13V245H12ZM19 251H20V253H19ZM38 251H39V253H38ZM192 256H195V257H192ZM188 260H189V262H188ZM190 260H191V262H190ZM196 260H197V263H195ZM5 261H6V263H5ZM78 261H80V262H78Z\"/></svg>",
    "mask_w": 264,
    "mask_h": 264
},
{
    "label": "bare ground",
    "instance_id": "obj_2",
    "mask_svg": "<svg viewBox=\"0 0 264 264\" xmlns=\"http://www.w3.org/2000/svg\"><path fill=\"white\" fill-rule=\"evenodd\" d=\"M1 1H4V0H1ZM1 1H0V3H1ZM13 1V0H12ZM15 1V0H14ZM17 1H19V0H16L15 1V3L17 2ZM26 2H28L29 3V1H27V0H25ZM25 1H24V3H25ZM35 1V0H34ZM41 1H43V0H41ZM53 1V0H52ZM55 1V0H54ZM53 1V2H54ZM59 1V0H58ZM68 1V0H67ZM83 0H80V3L82 2ZM87 1V3H88V0H86ZM90 1V0H89ZM94 0H91L90 2H91V6L93 5L94 6V4L93 3H95V2H93ZM97 1H100V0H97ZM96 1V3L95 4H97L98 2ZM101 1H103V0H101ZM108 1V0H107ZM114 1V4L115 5H118V3L120 2V0H119V2H117V0L115 1V0H113ZM131 1V0H130ZM141 1V0H140ZM143 1V0H142ZM142 1H141V3H142ZM215 1H217V3L219 2L218 0H212V2L214 3ZM5 2V1H4ZM8 2H10V0H8ZM20 2V1H19ZM23 2V1H22ZM37 2V1H36ZM36 2H34V3H36ZM47 2H50V1H47L46 0V3ZM61 2V4L64 2V5H66L65 4V2L66 1H64L63 0V2L62 1H60ZM59 2V3H60ZM69 2V4H71L70 3V1H68ZM72 2V1H71ZM75 2V1H74ZM78 2H79V0H78ZM83 2H85V1H83ZM93 2V3H92ZM106 2V1H105ZM105 2H102L103 3V7H104V3ZM121 2H123V1H121ZM136 2V1H135ZM210 2V1H209ZM6 5H7V0H6ZM30 3H32V1H30ZM38 3H39V1H38ZM41 3H43V2H41ZM54 3H56V1L54 2ZM76 3V2H75ZM75 3H73L72 2V4H75ZM101 3V2H100ZM130 3V2H129ZM133 3V2H132ZM132 3H130V4H132ZM141 3H140V5L138 4L137 5V7H135V5H132V7H130V10H129V12H130V16L131 17H134V18H145V19H148V16L146 15V14H141L140 15V13H142L141 12V10H140V8L142 7L141 6ZM220 3V2H219ZM9 5L11 4V3H8ZM14 4V3H13ZM12 4V5H13ZM17 4V3H16ZM48 4V3H47ZM61 4H59V5H61ZM71 4V5H72ZM77 4V3H76ZM76 4L73 6V7H75L76 6ZM85 4V3H84ZM83 4V5H84ZM110 3H108V5H109ZM129 4V5H130ZM136 4V3H135ZM221 4V3H220ZM1 5V4H0ZM20 6H18L19 7V10L20 11H17V9H15L16 10V12H12L10 9H11V5L10 6H8V7H10L9 8V10L10 11H8L7 9V7L6 8H4L3 6H4V4L2 3V6H0V7H3L7 12H5V13H2L1 11V14H0V20H3V21H6V22H8V23H11L10 25L14 28V31H13V29H12V31H4V29L2 28V27H4L1 23H0V101H1V104H0V112H1V110L3 111V110H5V109H7L8 108V116L6 115V114H4V116L6 117H9L10 116V118H9V120L7 121H5L4 122V120L5 119H7V117L3 120V116L1 115L2 114V112H1V116H2V119L0 118V157L1 158H3L4 160H6L8 163H10V167L8 168V165L9 164H5L3 167H2V165H0V172H2L4 175H6L9 179H11V178H15L16 180L18 179L17 177H18V175H19V177H21L20 179L21 180H26V181H28V182H40L41 184H43V185H48V186H54V185H59L60 183H64V184H67V183H73L75 180L76 181H79V176L81 175V174H83L84 173V171H86L87 169L85 168V167H88L89 168V162H87V161H85V163H81V161L79 160V158L75 155V151L73 150L76 146L75 145H78V143H79V141L81 140V135H80V132L82 133V131L84 132V133H87L88 132V129H89V120H88V114L86 113V110H84L83 108H85L83 105V108H79V106H77V102L75 101V99H74V96H73V92L71 91V89H70V85H68V82H67V78H66V76H69L68 75V73L66 74V76H65V74L63 75L62 73L59 75L58 73V68H59V71H60V69H62V70H64V68H63V64L65 63V62H68L70 59H71V61L72 60H77L78 58H74V59H72L71 57V53H68V51H66L65 50V46L63 45V48H64V51H66L65 53H68V54H66V55H68V56H70V58H69V60L68 61H66L67 60V58H66V60H65V62L64 61H62L63 59H64V57L66 56H64L63 55V53H61L62 54V56H63V58H62V56H61V61H60V59H58L59 57H57L56 56V54H55V56L53 57L51 54H53L55 51H56V48L55 47H57V45H55V47H54V42H52L51 43V41H55L56 39H58V38H56L55 40H52V36H55V35H52L51 34V36H49V32H51V30L53 29V28H51V25H49L50 23L52 24V22L53 21H51V22H49V24L47 25V21L46 20H43L44 22L46 21V25L47 26H50V28H51V30H49V32L47 31L46 32V34L48 35L47 37H51V39H49L50 40V43H48L49 45H53V49H55V51L52 49H50V48H52V46L50 47L49 45H46V47L47 46H49L48 48L51 50V51H53V53H50L51 51H49V53H48V50H46L45 48V46H43V44H42V46L40 45V46H37L38 44L36 43V41H39V39L42 37L43 39H44V41H45V43L47 44V39L45 40V32L44 31H42V32H44V35H43V33H42V35L44 36H41L39 33H37V34H39L40 36H38V35H36V36H38L39 37V39L38 38H35V39H37L36 41H35V43L34 44H36V45H33V43H32V41L29 39V41L25 38V36H26V33H24L25 34V36H24V34H22L21 33V31L19 30V26L22 24V27L24 26V24H26L25 26H28L29 27V24L31 23L30 21H32V22H34V20L36 19H33L32 20V18H31V20L28 22L29 24H27L26 22H24L25 20H23V19H27L26 17H24L23 18V16H24V13L22 14V12H26L27 13V11H25L26 9L24 8V5H22V3L20 2V4H19ZM26 5H28V4H26ZM30 5V4H29ZM28 5V6H29ZM33 5V4H32ZM40 5V4H39ZM44 5H46V4H44ZM58 4H56V6H57ZM64 5H62V6H64ZM82 5V4H81ZM80 5V6H81ZM85 5H87V4H85ZM84 5V7H86ZM88 5H89V3H88ZM111 5V4H110ZM217 5V4H216ZM21 6H23V7H21ZM37 6V5H36ZM41 6H43V5H41ZM40 6V7H41ZM49 6V5H48ZM55 6V7H56ZM79 6V7H80ZM91 6H89V7H86V9H88V8H92ZM97 6L98 5H96V6H94L95 8H96V10H98L97 9ZM107 6V4L105 5V7ZM16 7H17V5H16ZM31 7V6H30ZM34 8H35V5L33 6ZM46 7V6H45ZM51 7V6H50ZM49 7V8H50ZM53 7V6H52ZM61 7V6H60ZM59 7V8H60ZM67 7L69 8V6L67 5ZM77 7V6H76ZM93 7V8H94ZM108 7V6H107ZM106 7V8H107ZM121 7V6H120ZM128 7V6H127ZM13 8V10H14V8L15 7H12ZM37 8H38V10H39V6H37ZM42 8V7H41ZM58 8V7H57ZM64 8H65V6H64ZM64 8H63V10H64ZM83 7L81 6V9H82ZM100 8V7H99ZM110 8V7H109ZM109 8H107V9H109ZM116 8V7H115ZM118 8V7H117ZM29 9V8H28ZM27 9V10H28ZM61 9V8H60ZM73 9V8H72ZM76 9H78V7L76 8ZM81 9L79 10V11H81ZM103 9V8H102ZM120 9H123V7H121ZM14 10V11H15ZM33 10H35V9H33ZM42 10V9H41ZM48 10V9H47ZM46 10V11H47ZM56 10V9H55ZM59 10V9H58ZM62 10V11H63ZM66 10H67V8H66ZM66 10L64 11V12H66ZM83 10V9H82ZM85 10V9H84ZM96 10H93V11H96ZM103 10H105V8L103 9ZM30 13H31V11H32V7L30 8ZM37 11V10H36ZM36 11H34V12H36ZM45 11V9L43 10V12ZM45 11V12H46ZM50 11H52V9L51 10H49V13H47V15L46 16H48V14L50 15V13H52V12H50ZM67 11H70L71 12V10H70V8H69V10H67ZM75 11H77V10H75ZM79 11H77L74 15H77L78 17L80 16V12ZM87 10H85V11H83L84 13L86 12ZM89 11V10H88ZM91 11H92V9L90 10V13H91ZM92 11V12H93ZM99 11H100V9H99ZM98 11V12H99ZM108 11V10H107ZM106 11V12H107ZM113 11V10H112ZM118 11H119V9H118ZM38 12V11H37ZM41 13H42V16L43 15H45L46 13L44 12H42V11H40ZM58 12V11H57ZM72 12H74V11H72ZM109 12H111L110 11V9H109ZM115 12V11H114ZM113 12V13H114ZM128 12V11H127ZM16 13V14H15ZM17 13H18V15H19V17L17 16ZM30 13H28V15H31ZM40 13V14H41ZM56 12H54L53 14L56 16V17H61V16H63V14H61L60 15V11H59V15H56L55 14ZM67 13V12H66ZM79 15H78V14ZM84 13L83 14H81V15H84ZM89 12H87V16L88 15H90V13L88 14ZM112 13V12H111ZM111 13L109 14L110 15V18H112V15H114L113 13H112V15H111ZM117 14H119L118 12H116ZM115 13V14H116ZM13 14L14 15H16L17 16V18H16V16H13ZM39 14V15H40ZM52 14V17H53V19H51V20H54V19H57L56 17H54V15ZM71 14H73V13H71ZM86 14V13H85ZM95 14H96V12H95ZM100 14V13H99ZM98 14V15H99ZM25 15H27V14H25ZM27 15V16H28ZM35 15H36V13H35ZM67 15V14H66ZM91 15H93V16H88V18H92V20H94L93 19V17L95 16V17H97L96 15H94V13L93 14H91ZM107 15V14H106ZM109 15H108V17L106 16V18H109ZM128 15V14H127ZM37 16H38V14H37ZM41 16V15H40ZM40 16H38L37 18H39ZM41 16V17H42ZM68 16H70L69 14H68ZM114 16H116L117 18H119L120 17V15L118 16V15H114ZM114 16H113V18H114ZM123 16V15H122ZM30 17V16H29ZM33 17V16H32ZM45 17V16H44ZM44 17H42L41 19H43ZM51 17V16H50ZM74 16H72V18H73ZM77 17V18H78ZM80 17H82V16H80ZM84 17V16H83ZM127 17V16H126ZM19 18V19H18ZM34 18V17H33ZM46 18H48V17H46ZM64 18V17H63ZM68 17H66V19H67ZM70 18H71V16H70ZM86 17H84V19H85ZM112 18V19H113ZM122 18V17H121ZM125 18V17H124ZM49 19V18H48ZM60 19H62V18H60ZM69 19V18H68ZM73 19H75V18H73ZM73 19H72V21H73ZM78 19H80V18H78ZM77 19V20H78ZM104 19H105V17H104ZM112 19H105L106 21H110V20H112ZM126 19V18H125ZM153 19H154V17H153ZM27 20H29V18L27 19ZM37 20V23H35L34 22V24H40L41 23V20H40V18L39 19H36ZM40 20V23H38V21ZM69 20H71V19H69ZM77 20L75 21V23L77 22ZM83 19L81 18V20L80 21H82ZM114 20H116V18L114 19ZM113 20V22L112 21H110V22H112L111 23V25L113 24V25H115V23H117L118 22V20H120V19H118V20H116V22ZM122 20H124L123 18H122ZM18 21H19V23H20V25H18L19 23H18ZM48 21H50V20H48ZM57 22H59V20H56ZM71 21V22H72ZM80 21H78L79 22V25H80ZM84 21V20H83ZM86 22L85 23H88L89 21H90V19H89V21L87 22V20H85ZM103 21V20H102ZM102 21H101V23H102ZM44 22H43V24H44ZM62 22V21H61ZM65 22H68V21H66L65 20ZM77 22V23H78ZM95 22V21H94ZM100 22V21H99ZM128 22V21H127ZM73 23L74 22H72V24H70V22H69V24L72 26L73 25ZM76 23V24H77ZM90 23V22H89ZM88 23V24H89ZM92 21H91V26L93 27V25H94V23H93V25H92ZM124 23H126V22H124ZM123 23V24H124ZM140 23V22H139ZM42 24V23H41ZM39 25L38 27H39V29H40V26H43V25ZM59 24V23H58ZM66 25H68V23H65ZM100 24V23H99ZM118 24H120V26H121V23H120V21H119V23ZM122 24V25H123ZM31 25H32V23H31ZM53 25V24H52ZM55 25V24H54ZM53 25V26H54ZM75 25V24H74ZM73 25V26H74ZM90 25H87V27H90ZM101 25V24H100ZM105 25V24H104ZM103 25V26H104ZM110 25V24H109ZM111 25L109 26V27H111ZM125 25V24H124ZM129 25H131V24H129ZM143 25V24H142ZM33 26V25H32ZM37 26V25H36ZM45 26V25H44ZM56 26H58L57 24H56ZM56 26H55V29H56ZM61 26V23H60V25H59V27ZM62 26H63V24H62ZM72 26V27H73ZM86 26V24H84V27ZM95 26V25H94ZM99 26V25H98ZM102 26V27H103ZM119 26V25H118ZM119 26V29L121 28ZM126 26V25H125ZM144 26V25H143ZM6 27V26H5ZM21 27V28H22ZM35 26H33V28H34ZM38 27H37V29H38ZM75 27H78L77 25H75ZM83 27V26H82ZM91 27V28H92ZM102 27L101 26H99V27H97V28H101L102 29ZM108 27V29H109V32H110V28ZM128 27H130V26H128ZM128 27H126L127 29H128ZM150 27H151V25H150ZM33 28H31V29H33ZM45 28V27H44ZM47 28V27H46ZM49 28V27H48ZM63 28L64 29H67L66 27H64L63 26ZM62 28V29H63ZM104 28V27H103ZM112 28V27H111ZM117 28L118 27H116V29H115V32H117L118 31V33H119V30H117ZM125 28V27H124ZM132 28V27H131ZM6 29V28H5ZM16 29H18L19 31H16ZM23 29V28H22ZM28 30L29 32H27V33H31L30 31H33V30ZM57 29H58V27H57ZM56 29V30H57ZM69 29H71V27L69 28ZM84 30H85V28H83ZM107 28H105V31H107L106 30ZM113 30H114V28H112ZM127 29H126V31H127ZM153 28H151V30H152ZM24 30H25V28H24ZM34 30H36V29H34ZM61 30V27H60V29L57 31L58 33L59 32H61L60 31ZM73 30V29H72ZM75 30V29H74ZM76 30H77V28H76ZM80 30H81V28H80ZM98 30V29H97ZM112 30V31H113ZM117 30V31H116ZM120 30H122L123 31V29L121 28ZM125 30V29H124ZM130 30V29H129ZM131 30H133V29H131ZM141 30H142V28H141ZM63 32H64V30H62ZM83 31V30H82ZM87 31V30H86ZM89 31V30H88ZM92 30H90L89 32H91ZM93 31H94V28H93ZM111 31V32H112ZM122 31H120V32H122ZM8 32V33H7ZM15 32V33H14ZM22 32H26V31H22ZM36 31H34V33H35ZM39 32H40V30H39ZM52 32H53V30H52ZM67 32L68 31H66V33H65V35L67 34ZM73 32H75V34H76V31H73ZM79 32V31H78ZM77 32V33H78ZM88 32V33H89ZM95 32H97V31H95ZM99 32H101V30H99L96 34L98 35V33ZM102 32H103V30H102ZM131 32V31H130ZM33 33V32H32ZM55 33V32H54ZM70 33V32H69ZM69 33H68V35H69ZM85 33V32H84ZM91 33H93V32H91ZM104 33V32H103ZM103 33H102V35H103ZM107 33V32H106ZM106 33H105V37L107 36L106 35ZM129 33V32H128ZM138 33V32H137ZM36 34V33H35ZM63 34V33H62ZM71 34V38H72V33H70ZM74 34V33H73ZM79 34V33H78ZM81 34V33H80ZM79 34V36H80V39H82L83 37H85V35H87V34H83L84 36L82 37L81 35ZM95 34V35H96ZM101 34V33H100ZM112 34H113V32H112ZM120 34V33H119ZM118 34V35H119ZM118 35H115L114 34V36L116 37H118ZM156 35V34H155ZM28 36V35H27ZM30 36H31V34H30ZM60 36V35H59ZM63 35H61L60 36V38L62 37ZM77 36V35H76ZM79 36H78V39H79ZM88 36V35H87ZM91 37L93 36V34H91L90 35ZM109 36H111L110 34H108V37ZM113 36V37H114ZM129 36H130V33H129ZM149 36V35H148ZM33 37L34 36H32V39H33ZM65 37V36H64ZM67 37V36H66ZM82 37V38H81ZM94 37H96V36H94ZM112 37V36H111ZM111 37L109 38V39H111ZM126 36H124V37H122V39H129L128 37L127 38H125ZM20 38V39H19ZM31 38V37H30ZM42 38L40 39V41L42 40ZM55 38V37H54ZM53 38V39H54ZM59 38V39H60ZM68 38H70L69 36H68ZM73 38H74V35H73ZM99 38H101V40H100V42H98L97 40V38L95 39L98 43V45H97V47L96 46H93L95 49H97V48H101V46H100V44L99 43H103V40L105 41V38L104 37H99ZM102 38H104L103 40H102ZM107 38V37H106ZM120 38H121V36H120ZM177 38V37H176ZM10 39H12V40H10ZM58 39V40H59ZM62 39H64L65 40V38H63L62 37ZM67 39V38H66ZM77 39V42L80 40H78ZM84 39V38H83ZM86 39H88L87 37H86ZM115 39V38H114ZM119 39V38H118ZM121 39V40H122ZM10 40V41H9ZM57 40V41H58ZM68 40V39H67ZM71 40V39H70ZM73 40V39H72ZM72 40L70 41V42H72ZM75 40V39H74ZM93 38H92V40L90 39V41H93V43H94V41H95ZM165 40H166V38H165ZM177 40H178V38H177ZM34 41V40H33ZM60 41H62L63 43H64V41L63 40H60ZM89 41V40H88ZM107 41H108V38H107ZM107 41H105V43H107ZM118 41V40H117ZM139 41V40H138ZM150 41H152V40H150ZM149 41V42H150ZM169 41V40H168ZM41 42H43V40L41 41ZM56 42V41H55ZM61 42V43H62ZM66 43H68V41H65ZM69 42V43H70ZM83 42H85L84 40H83ZM134 42V41H133ZM143 42V41H142ZM159 42V41H158ZM44 43V44H45ZM61 43H60V45H61ZM66 43H64L65 45H66ZM73 43V42H72ZM76 43V40H75V42L73 43V44H75ZM85 43H87V44H89V45H87L88 47L91 45V43H89V42H85ZM85 43L84 44H81V42L79 43V44H81V45H78L77 47H76V49L77 48H79V46H82L83 45V48L85 49L86 47H84V45H85ZM109 43V42H108ZM108 43H107V45H108ZM124 42H122V44H123ZM41 44V43H40ZM56 44V43H55ZM57 44H58V42H57ZM104 44V43H103ZM121 44V43H120ZM130 44V43H129ZM129 44H127L126 43V47H127V45H129ZM131 44H132V42H131ZM136 43H134V45H135ZM140 44H141V42H140ZM150 44V43H149ZM67 45H69V44H67ZM76 45H77V43H76ZM85 45V46H86ZM102 45V44H101ZM105 45V44H104ZM117 45H118V43H117ZM142 45V44H141ZM141 45L139 46V48L138 49H140L141 48ZM188 45V44H187ZM59 46V45H58ZM119 46V45H118ZM125 46V45H124ZM132 46H133V44H132ZM132 46H131V48H132ZM45 47V48H44ZM60 47V46H59ZM58 47V48H59ZM68 47V46H67ZM66 47V48H67ZM87 47V48H88ZM104 47H106V46H104ZM111 47V46H110ZM120 47H122V46H120ZM126 47H125V49H126ZM134 47V46H133ZM137 47H138V45H137ZM137 47L136 48H134V49H137ZM60 48H62V46L60 47ZM63 48H62V50H63ZM68 48H70V50H71V44H70V46L68 47ZM82 48V47H81ZM86 48V49H87ZM92 48V47H91ZM129 48V47H128ZM73 49V48H72ZM76 49L74 50V51H76ZM83 49V50H84ZM85 49V50H86ZM93 49V48H92ZM95 49H93L92 51H91V53L95 50ZM102 49H104V48H102ZM107 49H109L108 48V46H107ZM111 49H112V47H111ZM117 49V48H116ZM122 49H123V51L124 52H127V51H125V49L122 47ZM130 49V48H129ZM61 50V49H60ZM61 50V51H62ZM69 50V49H68ZM78 50V49H77ZM81 50V49H80ZM82 50V51H83ZM87 50H90V48H88ZM99 50V49H98ZM101 50V49H100ZM118 50H119V47H118ZM178 50V49H177ZM58 51H59V49H58ZM81 51V52H82ZM103 51V50H102ZM106 51H110V50H106ZM133 51V50H132ZM57 52V51H56ZM72 52V51H71ZM78 52V51H77ZM96 51H94V53H92V54H95V56L94 57H98V55H96L97 53H95ZM98 52V51H97ZM104 52H105V50H104ZM114 52V51H113ZM121 52V51H120ZM120 52H118V53H120ZM130 53H131V51H129ZM49 55H48V54ZM74 53V52H73ZM84 53V52H83ZM83 53H81V55L80 56H82V55H84ZM115 53H117V51L116 52H114V54ZM117 53V54H118ZM122 53V52H121ZM58 54H60V51H59V53H57V55ZM60 54V55H61ZM101 54H102V52H101ZM101 54H99V55H101ZM105 54V53H104ZM103 54V55H104ZM125 54V53H124ZM127 54H128V52H127ZM126 54V55H127ZM133 54V53H132ZM54 55V54H53ZM74 55V54H73ZM78 55V54H77ZM76 55V56H77ZM86 55H87V52H86ZM102 55V57L104 58H102V60L103 61H105L106 60V58L110 55H112V53L110 54L109 53V55L108 56H106V58L104 57ZM130 55V54H129ZM136 55V54H135ZM59 56V55H58ZM68 56H66V57H68ZM75 56V55H74ZM79 56V55H78ZM91 56H93V55H91ZM118 56V55H117ZM120 56V55H119ZM123 56V55H122ZM167 56V55H166ZM93 57V59H96V58H94ZM99 57H101V56H99ZM114 57V56H113ZM138 57L139 56H136V58L138 59ZM141 57V56H140ZM145 57V56H144ZM83 58H85V57H83ZM87 58V57H86ZM118 58V57H117ZM121 58V57H120ZM58 59V60H57ZM89 59V58H88ZM98 59V58H97ZM96 59V60H97ZM101 59V58H100ZM109 59V58H108ZM107 59V60H108ZM111 59L113 60V58H112V56H111ZM122 59V58H121ZM137 59L135 60V59H133L134 61H136L137 62ZM79 60H81L82 61V58L80 57V59ZM79 60H78V63H81V62H79ZM106 60V61H107ZM114 60H115V57H114ZM118 60H119V58H118ZM85 61H87L88 62V60H85ZM90 61H92L93 62V60H91V57H90ZM100 61V60H99ZM99 61H94L95 63V65H96V62L97 63H99ZM132 61V60H131ZM62 62H64L63 64H62ZM70 62V61H69ZM74 62H76V61H74ZM74 62H73V64H74ZM120 62H121V60H120ZM127 62V61H126ZM142 62V61H141ZM77 63V64H78ZM90 63V62H89ZM88 63V64H89ZM106 63V62H105ZM108 63H110L109 61H108ZM115 63V62H114ZM122 63V62H121ZM129 63V62H128ZM139 63H140V61H139ZM67 63H65L64 64V67L65 68H67L66 69V71L65 72H69V65H66ZM69 64V63H68ZM83 64V63H82ZM81 64V65H82ZM124 65L126 64L125 63V61H124V63H123ZM154 64V63H153ZM76 65V64H75ZM80 65V66H81ZM90 65V64H89ZM101 65V64H100ZM100 65H99V67H100ZM102 65H104V63L102 64ZM101 65V67H103ZM110 65H112V63L110 64ZM119 65H120V63H119ZM123 65V66H124ZM78 66V65H77ZM85 66H86V64H85ZM91 66L93 67L94 65H93V63L91 64ZM96 66H98V64L96 65ZM107 66V65H106ZM126 66V65H125ZM128 66V65H127ZM70 67H71V65H70ZM73 67H76V66H73ZM83 67V66H82ZM81 67V68H82ZM87 67V66H86ZM86 67H85V72L88 70V68H87V70H86ZM89 67V66H88ZM91 67V68H92ZM95 67V66H94ZM100 67V68H101ZM109 67V66H108ZM112 67V66H111ZM165 68L164 69H166L167 67L166 66H164ZM76 68H78V67H76ZM75 68V69H76ZM96 68V67H95ZM104 68V67H103ZM148 68V67H147ZM154 68V67H153ZM5 69V70H4ZM74 69V68H73ZM80 69V68H79ZM107 70L106 72H109L108 71V68H104V70ZM110 69H113V68H110ZM118 69V68H117ZM117 69H116V71H117ZM129 69V68H128ZM162 69V68H161ZM61 70V71H62ZM70 70H72V68H70ZM76 70H78V69H76ZM76 70H75V72H76ZM94 70V69H93ZM99 70V69H98ZM115 70V69H114ZM73 71V70H72ZM82 70H78L77 72H79V74H81L80 72H81ZM95 71H96V73H97V70L95 69ZM94 71V72H95ZM100 71V70H99ZM98 71V72H99ZM101 71H103V69H101ZM167 71V70H166ZM10 73V76H9V74L8 75H6L7 73ZM58 72V73H57ZM85 72H83V73H85ZM106 72L104 73V75L106 74ZM115 72V71H114ZM130 72V71H129ZM157 72V71H156ZM89 73H90V76H87V77H92V76H95V77H97L96 75H98V77L100 76V75H102L103 73H101V72H99L98 74H94V75H92L93 74V71L91 70V71H89ZM89 73H87V75L89 74ZM92 73V74H91ZM101 73V74H100ZM71 74H72V72H71ZM70 74V75H71ZM76 74V73H75ZM100 74V75H99ZM108 74H110V73H108ZM107 74V75H108ZM119 74V73H118ZM73 75H74V73H73ZM92 75V76H91ZM104 75H102V76H100V77H102L103 78V76ZM116 75V74H115ZM7 76H9V77H7ZM84 75H82V77H83ZM109 76V75H108ZM111 76V75H110ZM114 76V75H113ZM117 76V75H116ZM119 76H121V75H119ZM74 77V76H73ZM73 77H70V78H72L73 79ZM81 77V78H82ZM86 77V81H88V83L91 81H95L94 79L93 80H91V78H87ZM94 77V78H95ZM99 77V78H100ZM105 77V76H104ZM129 77V76H128ZM74 78H76V79H74L73 81H75V80H77L78 81V78L77 77H74ZM93 78V77H92ZM101 78V79H102ZM106 78V77H105ZM111 78V77H110ZM113 78V77H112ZM149 80H151L152 81V83L151 84H153L154 85V87H158L157 89H156V91H157V94H158V97H157V99L159 100V102H161L162 103V105H161V107H160V104H159V102L157 103V104H159V106H158V108L157 107H153V108H156V109H153V110H155L156 112L154 113V112H151V109H152V106H151V109H150V111L149 112H151V113H153V115H152V117H151V115H150V113L148 112V115H150V117L151 118H153V119H155V121L154 120H152V122H154L155 124H156V122L158 123L159 122V120H160V122H159V124L161 123L162 124V122H161V119L163 118V117H167L168 115H172L170 112H172L171 111V109H170V111H167L168 112V114L165 112V114H167V115H165L164 114V111H166V109L165 108H163V105H166V106H168L169 107V105H171V107H174L173 105L174 104H176L177 103V101L178 102H180V98L178 97L177 99L175 98V96H176V94H174V92L176 91V88L174 87V86H171L169 83H168V80L167 79H169V78H167V76H160V78H158V80H157V82H154V79L153 78H149V77H147ZM88 79V80H87ZM118 79V78H117ZM178 79V78H177ZM83 80V79H82ZM90 80V81H89ZM98 80H100V79H98L97 78V80L96 81H98ZM110 80V79H109ZM112 81H114L115 82V80L114 79H111ZM86 81H81L82 83H86ZM101 81V80H100ZM103 81V80H102ZM126 81V80H125ZM133 81V80H132ZM173 81V80H172ZM175 81V80H174ZM180 81V80H179ZM90 82V83H91ZM104 82H106V80H104ZM128 82V81H127ZM75 83V82H74ZM73 83V84H74ZM89 83V84H90ZM94 83V82H93ZM101 83V82H100ZM111 83L112 82H110L109 81V86L111 85ZM148 83V86H149V82H147ZM182 83V82H181ZM7 84V85H6ZM76 84V83H75ZM78 84V85H77ZM76 85L78 86V87H80V85H81V83H80V85H79V83H77ZM107 84V83H106ZM116 84H117V82H116ZM150 84V85H151ZM175 84V83H174ZM94 85H95V83H94ZM94 85H92L91 86V84L89 85V87L91 86V87H93ZM99 85L101 86V84H98V82L96 83V85L95 86H98L99 87ZM104 86H102V88H103V90L106 88H108L109 86H105V83L103 84ZM113 85H115V84H113ZM125 85V84H124ZM82 87H83V85H81ZM112 86V85H111ZM111 86H110V88H111ZM119 86V85H118ZM143 86V85H142ZM182 86V85H181ZM76 87V86H75ZM82 87H80V88H82ZM87 87V86H86ZM97 87V88H98ZM105 87V88H104ZM114 87V86H113ZM117 87V86H116ZM150 87V86H149ZM88 88V87H87ZM97 88L95 87V88H93V89H96L95 90V92H96V94L98 93V94H101V92H100V87H99V91L97 92ZM101 88V89H102ZM109 88V89H110ZM122 88V87H121ZM143 88V87H142ZM105 89V90H106ZM115 89H117V88H115L114 87V93L116 92V91H118V92H116V93H119L120 92V89H119V87H118V89L115 91ZM151 89H152V87H151ZM179 89V88H178ZM104 90V92H107L108 91V89L105 91ZM112 90H113V88H112ZM122 90V89H121ZM149 90V89H148ZM143 92H144V96H142L143 98H145L144 100H145V102L146 103H144V101H143V103L144 104H146V105H144V106H146L144 109H146L148 106H150V104H152L153 103V101H152V98H151V96L149 97L148 96V91H145V90H142ZM178 91V90H177ZM91 92V91H90ZM104 92H102V93H104ZM112 92V91H111ZM127 92V91H126ZM108 93V95L109 96H112V97H109L110 98V101H111V98L113 99V97H115L114 95L116 94H111L110 95V93L109 92H107ZM120 94V93H119ZM192 94V93H191ZM91 95V94H90ZM93 95H95V94H93ZM106 95V94H105ZM138 95H139V93H138ZM98 96V95H97ZM96 96V97H97ZM104 96V95H103ZM118 96V95H117ZM122 96V95H121ZM153 96V95H152ZM205 96V95H204ZM102 97V96H101ZM108 97V96H107ZM123 97V96H122ZM130 97V96H129ZM139 99L140 98H142L141 96L139 97V96H137ZM177 97V96H176ZM196 97V96H195ZM117 97H115V99H116ZM125 98V97H124ZM124 98H122L123 99V101H124ZM131 98V97H130ZM129 98V99H130ZM138 98H135V99H138ZM150 98V99H149ZM105 99V98H104ZM118 99L120 100V97L118 96ZM117 99V100H118ZM122 99H121V103H123V101H122ZM156 99V98H155ZM177 101H176V100ZM244 99V98H243ZM108 101H109V99H107ZM126 100H127V102L128 103H126ZM141 101L143 100V99H140ZM190 100V99H189ZM5 101V102H4ZM80 101V100H79ZM109 101V102H110ZM137 102L139 101V100H136ZM140 101V102H141ZM171 101V102H170ZM182 101V100H181ZM198 101V100H197ZM97 102V101H96ZM112 102V101H111ZM9 103V104H8ZM79 103H81V102H79ZM130 104V102L128 101V99H126L125 98V101H124V103L123 104ZM143 103H141L142 105H143ZM140 104V105H141ZM169 104V105H168ZM137 105H138V103H137ZM136 105V106H137ZM187 105V104H186ZM9 106V107H8ZM86 106V105H85ZM130 106H133V104H131ZM177 106H179V103L177 104ZM201 106V105H200ZM160 107V108H159ZM165 107V106H164ZM193 107V106H192ZM134 107H132V109H133ZM150 108V107H149ZM162 108H163V110H162ZM167 108V107H166ZM202 108V107H201ZM203 108H205L204 106H203ZM211 108V107H210ZM139 109L140 108H137V110L139 111ZM174 109H176L175 107H174ZM195 109V108H194ZM200 109V108H199ZM82 110V111H81ZM135 110V109H134ZM152 110V111H153ZM168 110V109H167ZM146 111H148V110H146ZM158 111V112H157ZM187 111V110H186ZM197 111V110H196ZM198 111H200V110H198ZM204 111V110H203ZM122 112V111H121ZM137 112V111H136ZM144 112V111H143ZM209 112V111H208ZM213 112V111H212ZM5 113V112H4ZM91 113V112H90ZM177 113H179V114H181V115H183V114H185L184 112L183 113H181L180 112V110H179V107H178V109H177ZM201 113H203V112H201ZM130 114V113H129ZM140 114V117H141V112L139 113ZM143 114V113H142ZM190 114V113H189ZM200 114V113H199ZM205 114V113H204ZM143 115H146L145 117L143 116ZM142 115V117L143 118H141L142 119V121H143V119L144 118H148V116H147V112L146 113H144ZM165 115V116H164ZM175 115V114H174ZM193 115V114H192ZM191 115V116H192ZM201 115V114H200ZM206 115V114H205ZM129 116V115H128ZM177 116V115H176ZM180 116V115H179ZM178 116V117H179ZM120 117H121V114H120ZM150 117H149V119H150ZM175 117V116H174ZM202 117V116H201ZM92 118V117H91ZM184 120L186 119V121H187V123H188V127L187 128H185V129H181V127H177V128H179L180 129V131H181V133L183 134H181L179 131H177V128H175L176 130V132H178V134L179 135H181V136H183V137H181V138H184V135H185V137H187V138H189V139H191L193 142H194V144H195V146H194V148L193 149H199V150H203L204 152H210L211 151V149H209L208 148V146H207V143H209V141H210V139L212 138V136H213V133L215 132V131H217V132H220L221 130L223 131V128L221 129V128H219V125H218V119L213 115V114H209V117H208V120H207V124H203V123H199L200 121H198V119L195 121V120H193L194 118L193 117H189V118H187V116H185V115H183V117H182ZM181 118V119H182ZM190 118H193V119H190ZM138 119H139V116H138ZM166 119V118H165ZM165 119H162V121H164L165 122ZM175 119H176V117H175ZM196 119V118H195ZM79 120V121H78ZM147 120V119H146ZM167 120V119H166ZM190 120V121H189ZM84 123H83V122ZM91 121V120H90ZM138 121V120H137ZM140 121V122H139ZM139 121H138V123L140 124H142V122H141V120L139 119ZM189 121V122H188ZM93 122V121H92ZM144 123L143 124H145V125H143V129H144V126H146L147 124L145 123V121H143ZM148 122V121H147ZM150 122H151V120H150ZM151 122V123H152ZM169 122H170V120H169ZM184 121H182V123H183ZM149 123V122H148ZM151 123H150V126H148V127H150L151 128ZM166 123V122H165ZM141 124H140V126H141ZM154 124V125H155ZM153 125V123H152V127H154V128H151L152 129V131H150L151 133L153 132L154 133V129H156L157 130V128H155V126ZM166 125V124H165ZM164 125V126H165ZM177 125V124H176ZM178 125H179V123H178ZM185 126L187 125L186 123L184 124ZM121 126V125H120ZM157 126V125H156ZM159 126V125H158ZM163 126V127H164ZM167 126H168V123H167ZM171 126V125H170ZM181 126H183V125H181ZM125 127H127V126H125ZM175 127V126H174ZM146 128V130H147V127H145ZM160 128V127H159ZM182 128H184V127H182ZM86 129H87V131H86ZM140 129V128H139ZM142 129V128H141ZM149 129V128H148ZM150 129V130H151ZM162 128H160V130H161ZM174 129V128H173ZM172 129V130H173ZM159 130V129H158ZM162 130H164V129H162ZM167 130V129H166ZM168 131H169V133L171 134V137L173 136L174 138H176L175 136L176 135H174V133H176L174 130V132L173 131H171V130H169V127H168ZM147 132H148V130H147ZM149 132V133H150ZM162 132V131H161ZM152 133V134H153ZM155 133H157V131L155 132ZM163 133V132H162ZM164 133H166L167 134V132L165 131ZM146 134H148V133H146ZM151 134V138H149V139H154V137L155 136H157V135H152ZM166 134H165V136H166ZM215 134V133H214ZM169 135V134H168ZM220 135V134H219ZM112 136V137H111ZM149 136H150V134H149ZM153 136V137H152ZM160 136V135H159ZM164 136V137H165ZM109 137V139L110 138H115L113 135H109L108 136ZM167 137V136H166ZM172 137V138H173ZM156 138V140L158 139L157 137H155ZM170 138V137H169ZM171 139V140H173V141H175V139ZM178 138V137H177ZM163 139V138H162ZM178 139H180V138H178ZM177 139V140H178ZM148 140V139H147ZM159 140H160V138H159ZM164 140V139H163ZM184 140H185V138H184ZM212 140V139H211ZM215 140V139H214ZM262 139H260L259 140V143H260V141H261ZM114 143H116V140L115 139H113L112 140ZM150 141H154V140H150ZM166 141V140H165ZM168 141H169V139H168ZM181 141H183V140H181ZM181 141H179L178 140V142H181ZM262 141H264V140H262ZM157 143H158V141H156ZM163 142V141H162ZM176 142V141H175ZM174 142V143H175ZM178 142H176V144L178 143ZM184 142V141H183ZM211 142V141H210ZM153 143H155V142H153ZM187 143H188V141H187ZM149 144H150V142H149ZM159 144V143H158ZM157 144V145H158ZM160 144H161V142H160ZM159 144V145H160ZM164 144V143H163ZM166 144V143H165ZM171 144V143H170ZM183 144V143H182ZM257 144V143H256ZM151 145V144H150ZM167 145V144H166ZM183 145H185V143L183 144ZM191 145V144H190ZM252 145V144H251ZM253 145H254V142H253ZM261 145H264V144H261ZM261 145H259V146H261ZM156 146V145H155ZM161 146V145H160ZM163 147H164V149L167 147V146H164V145H162ZM171 145H169V147H170ZM178 146V145H177ZM259 146L257 147V145H256V151L257 150H260L259 149ZM158 147V146H157ZM169 147H167V149H169ZM171 147H173V146H171ZM171 147H170V149H171ZM188 148V147H187ZM221 148V147H220ZM40 149H42V150H40ZM142 149V148H141ZM178 149V148H177ZM176 149V147L174 146V148L172 149V153L173 154H178V152L176 153V151H178L179 149H181V146L179 147V149L177 150ZM190 149V148H189ZM252 148L250 147V149L249 150H247V151H250ZM262 149H264V148H262ZM143 150V149H142ZM162 150V149H161ZM166 150V149H165ZM164 150V151H165ZM173 150H176L175 151V153H174V151ZM188 150V149H187ZM180 151V150H179ZM189 151V150H188ZM187 151V152H188ZM190 151L191 152H194V154H198V153H196L195 151H192L191 149H190ZM252 151H255L254 149H252ZM256 151L255 152H253L251 155H255L254 153H256ZM261 151V150H260ZM260 151L258 152V154L260 153ZM166 152V151H165ZM164 152V153H165ZM218 152H222V151H218ZM225 152V151H224ZM160 153V152H159ZM168 152H166L165 154H167ZM171 153V154H172ZM180 153V152H179ZM233 153V152H232ZM238 153V152H237ZM246 153V152H245ZM248 153V152H247ZM5 154V156H3ZM170 154V153H169ZM169 154H167V155H169ZM180 154H182V153H180ZM189 154V153H188ZM187 153H186V159H187V161L189 162L190 160H188V158H187V155H188ZM194 154H193V156H194ZM200 154V153H199ZM202 154V153H201ZM240 154V153H239ZM249 154V153H248ZM258 154L256 153V155L258 156ZM161 155V154H160ZM174 155V157L173 158H175V159H177V158H179V157H177L176 158V156ZM183 155V154H182ZM182 155H181V157H182ZM191 154H189V156H190ZM217 155V154H216ZM233 155V154H232ZM162 156V155H161ZM163 156H164V154H163ZM170 156V155H169ZM180 156V155H179ZM184 156V157H185ZM188 156V157H189ZM199 155H197V158L196 159H199V157H198ZM213 156V155H212ZM221 156V155H220ZM240 156V155H239ZM256 156V157H257ZM262 156H264V155H261V157H260V155L258 156V157H260L261 158V160H260V162L262 161V160H264V159H262ZM166 157V156H165ZM171 156L170 157H168V158H170V161L171 162H173V163H171L170 161L167 163V161H166V165H168L169 163H171V165L172 164H174V159H173V161L171 160V158H172ZM184 157H182V158H184ZM191 157V156H190ZM189 157V158H190ZM196 157V156H195ZM195 157H193V159H195ZM206 157V156H205ZM209 157V156H208ZM214 157V156H213ZM201 158V157H200ZM212 158V157H211ZM252 158V157H251ZM186 159H184L183 160V163H182V159H180V161H181V163L184 165H180V164H178V169L177 168H175L176 170H174V171H180V170H182V169H180V168H183V170L184 169H186L187 167H185V166H188L189 165V167H190V163L191 162H189V164L187 163V161L185 162V160ZM193 159H191V160H193ZM259 159V158H258ZM163 160V159H162ZM169 160V159H168ZM205 160V159H204ZM217 160V159H216ZM239 160V159H238ZM254 160H256V159H254ZM176 161V160H175ZM179 161V159H178V161H176V162H180ZM196 161H198V160H196ZM195 161V162H196ZM201 161V160H200ZM214 161V160H213ZM224 161H226V160H224ZM242 161V160H241ZM248 161V160H247ZM175 162V163H176ZM193 163H195L194 162V160L192 161ZM228 162V161H227ZM239 162V161H238ZM186 165H185V164ZM193 163H191V164H193ZM200 163H203V162H200ZM205 163V162H204ZM215 163V162H214ZM216 163H217V161H216ZM223 163H225V162H223ZM199 164V163H198ZM207 164V163H206ZM210 164V163H209ZM208 164V165H209ZM220 164V163H219ZM232 164V163H231ZM241 164L242 163H239V165L241 166ZM258 164V163H257ZM261 164V163H260ZM26 165H28V166H30V168L32 169V171L30 172V170L28 171L27 169H26ZM170 165V164H169ZM175 165H177V164H175ZM175 165H173V166H171V167H175ZM182 166V167H180V166ZM197 165V164H196ZM221 165V164H220ZM224 165H227V164H224ZM259 165V164H258ZM24 167V169H23V167ZM195 166V165H194ZM211 166V165H210ZM215 166H217V168L219 167L218 166V164L217 165H214L213 164V167L215 168ZM231 166H234L233 164L231 165ZM243 166V165H242ZM241 166V167H242ZM260 166V165H259ZM19 167H21V169L22 170H20L19 169ZM170 167V166H169ZM170 167V168H171ZM185 167V168H184ZM188 167V168H189ZM206 167V166H205ZM230 167V166H229ZM257 167V166H256ZM157 168V167H156ZM165 168H166V166H165ZM197 170H195V167H194V170L195 171H197V173H196V175H198V172H199V170H198V168L200 169V167H198V165H197ZM202 168V167H201ZM210 168H212V166L210 167ZM209 168V169H210ZM214 168H213V171H214ZM221 168V167H220ZM224 168H225V166H224ZM223 168V169H224ZM261 168H264V166H262ZM260 168V169H261ZM168 169V168H167ZM227 169V168H226ZM230 169V168H229ZM234 169V168H233ZM236 169V168H235ZM183 170H182V172H183ZM190 170V169H189ZM188 170V171H189ZM204 170L205 169H203V171L201 172L202 173V175L204 174L203 172H204ZM225 170V169H224ZM224 170H222L223 172H224ZM249 170H251V169H249ZM258 170V169H257ZM168 171V170H167ZM170 171H172V169L170 170ZM173 171V172H174ZM188 171L186 172L187 173V175L189 174L188 173ZM212 171V170H211ZM211 171H209V172H211ZM212 171V172H213ZM230 171H231V169H230ZM233 171V170H232ZM235 171V170H234ZM151 172V171H150ZM207 172V171H206ZM219 172V171H218ZM229 172V171H228ZM1 173V174H2ZM176 173V172H175ZM174 173V174H175ZM184 173V172H183ZM191 174H192V172H190ZM194 173V172H193ZM200 173V174H201ZM221 173V172H220ZM226 173V172H225ZM235 173V172H234ZM240 173V172H239ZM243 173H244V170H243ZM251 173V172H250ZM256 173V172H255ZM2 174V175H3ZM12 174V175H11ZM170 174H172L171 172H170ZM173 174V175H174ZM190 174V175H191ZM210 174V173H209ZM208 174V175H209ZM215 174H217V173H215ZM229 174V173H228ZM226 175V176H230V175ZM254 174V173H253ZM262 174H264V173H262ZM261 174V175H262ZM2 175H1V177H2ZM176 175L178 176V175H180V173L178 174V172L176 173ZM176 175L175 176H173V177H176ZM184 175V174H183ZM182 174L180 175V176H183ZM190 175H188V176H190ZM193 175H195V173L193 174ZM193 175H191V177H193ZM195 175V176H196ZM201 175V176H202ZM212 175V174H211ZM211 175H210V177H211ZM219 175H222V174H219ZM234 175V174H233ZM232 175V176H233ZM242 175V174H241ZM245 175H246V173H245ZM245 175H243V177L245 176ZM250 175V174H249ZM248 175V176H249ZM259 175V174H258ZM157 176V175H156ZM160 176V175H159ZM170 176V175H169ZM172 176V175H171ZM180 176H178V177H180ZM187 176V177H188ZM194 176V179L196 178V180L198 179L197 178V176L195 177ZM200 176V175H199ZM198 176V177H199ZM224 176V175H223ZM226 176H224V177H226ZM247 176V177H248ZM11 177V178H10ZM165 177V176H164ZM178 177H176L177 178V181H179V180H183V178L182 177H180V178H178ZM184 177V176H183ZM186 177V176H185ZM186 177V178H187ZM191 177H189V178H191ZM208 177V176H207ZM217 177H218V175H217ZM235 177V176H234ZM242 177V178H243ZM25 178V179H24ZM172 178V177H171ZM176 178H175V180H176ZM185 178V180L186 181H188V178L186 179ZM213 178V177H212ZM229 178V177H228ZM233 178V177H232ZM231 178V179H232ZM242 178H239V179H242ZM249 178V177H248ZM247 178V179H248ZM165 179V178H164ZM167 179H169L168 177H167ZM179 179V180H178ZM222 179H224V178H222ZM236 179H237V175H236ZM235 179V180H236ZM256 179V178H255ZM5 180V179H4ZM30 180V181H29ZM158 180H160V178L158 179ZM166 180V179H165ZM172 180H174V178H172L171 179V182L170 183H172L173 184V182H172ZM174 180V181H175ZM211 180V179H210ZM225 181L227 180V177H226V179H224ZM229 180H230V178H229ZM0 181H1V179H0ZM20 181V180H19ZM169 181V180H168ZM184 181V180H183ZM189 181H191L190 179H189ZM195 181V180H194ZM198 181H199V179H198ZM218 181H219V179H218ZM228 181V180H227ZM234 181V180H233ZM240 181V180H239ZM242 181V180H241ZM240 181V182H241ZM244 181V180H243ZM256 181V180H255ZM9 182H11V180H9ZM13 182H14V180H13ZM182 182V181H181ZM192 182V181H191ZM191 182L189 183L188 182V184L190 185L191 184ZM196 182V181H195ZM205 182H206V180H205ZM204 182V183H205ZM211 182V181H210ZM219 182H221V181H219ZM230 182V181H229ZM228 182V183H229ZM250 182V181H249ZM249 182L247 183V184H249ZM257 182V181H256ZM261 182H264V180H262ZM169 183V184H170ZM176 183V182H175ZM179 183H180V181H179ZM179 183H177V184H179ZM187 183V182H186ZM201 183V182H200ZM209 182H207V184H208ZM212 183V182H211ZM214 183V182H213ZM233 183H236V182H233ZM244 182H242V184H243ZM159 186H161V185H163L162 183H160L159 182ZM171 184V185H172ZM199 184V183H198ZM207 184H203V185H207ZM216 184V183H215ZM231 184H232V181H231ZM237 184V183H236ZM236 184L234 185V186H236ZM246 184V183H245ZM259 184V183H258ZM5 185V184H4ZM168 185V184H167ZM179 185H181V184H179ZM178 185V186H179ZM183 185H184V183H183ZM192 185V184H191ZM194 185V184H193ZM197 184L195 183V186H196ZM213 185V184H212ZM211 184H208V186H210V189H211V187L213 188V186H212ZM217 185H218V182H217ZM216 185V186H217ZM233 185V184H232ZM239 185H240V183H239ZM254 185V184H253ZM173 186H175V185H173ZM172 186V187H173ZM215 186V185H214ZM223 186V185H222ZM188 187H190V186H186V190H185V192L186 191H191V189L193 188H195V187H190V189L188 188ZM206 187V186H205ZM220 187H221V184H220ZM219 187V188H220ZM11 188V187H10ZM18 188H20V186L18 187ZM17 188V189H18ZM27 188V187H26ZM30 188H31V186H30ZM34 188H36V186L34 187ZM63 188V187H62ZM149 188V187H148ZM166 188H167V186H166ZM175 188V187H174ZM180 188H181V186H180ZM187 188H188V190H187ZM202 188V187H201ZM204 188V187H203ZM202 188V189H203ZM209 187H207V189L206 190H210V189H208ZM215 188V187H214ZM213 188V189H214ZM224 188V191H223V189H222V194H223V192H225V189L227 188V186H226V188L225 187H223ZM254 188V187H253ZM2 189V188H1ZM37 189V188H36ZM36 189H34V190H36ZM170 189V188H169ZM218 189V188H217ZM233 189H234V187H233ZM257 189V188H256ZM9 190V189H8ZM19 190V189H18ZM25 190L26 189H24L23 188V190H21V188H20V192H22V191H24V192H22V193H25ZM50 191H51V189H49ZM49 190H45L46 192H48ZM63 190V189H62ZM168 190V189H167ZM174 190H176V189H174ZM180 190H182V189H180ZM196 190V189H195ZM204 190V189H203ZM212 190V189H211ZM215 190V189H214ZM227 190V189H226ZM229 190H231V189H229ZM228 190V191H229ZM237 190V189H236ZM250 190V189H249ZM255 190V189H254ZM16 191V190H15ZM27 191V190H26ZM31 191V190H30ZM39 191V190H38ZM42 191H43V188H42ZM54 191V190H53ZM52 191V192H53ZM58 190H56L55 192L56 193H52V194H50L49 195V197H50V199H47V202L49 201V200H51L52 202L54 201H56V203L57 204H59V207H62L63 205V203L65 202V203H67V204H69V203H71V202H73V201H71V199L70 198H67V196L68 197H70V196H72L73 195V193L71 194L70 192H69V190H66V191H68V192H66L67 194L68 193H70L69 195H67V196H64V195H62L63 193L61 192V194H60V192L59 191H61V190H59L58 192H57ZM70 191H72V190H70ZM159 191H161V190H159ZM171 191V190H170ZM200 191H201V189H200ZM200 191H198L197 193H200ZM215 191H217V190H215ZM215 191H211V196L213 195L212 194V192L214 193ZM244 191H245V189H244ZM258 191L260 192V189H258ZM37 192V191H36ZM44 192V191H43ZM64 192V191H63ZM64 192V193H65ZM80 193H81V191H79ZM78 192V193H79ZM165 192H166V190H165ZM172 192V191H171ZM179 192V191H178ZM192 192H193V190H192ZM219 192H221V191H219ZM227 192V191H226ZM226 192L224 193V194H226ZM241 192V191H240ZM19 193V192H18ZM17 193V194H18ZM21 193V194H22ZM28 193V192H27ZM35 193V192H34ZM45 193V192H44ZM43 193V194H44ZM50 193V192H49ZM49 193H47V194H49ZM77 193V194H78ZM177 193V192H176ZM181 193V192H180ZM188 193V192H187ZM194 193H196V192H194ZM203 192H201V196L200 197H203L202 194ZM205 193V192H204ZM216 193H218V192H215V194ZM231 193V192H230ZM230 193L229 192H227V194H229L230 195ZM242 193H243V191H242ZM252 193V192H251ZM254 193V192H253ZM31 194H32V192H31ZM30 194V195H31ZM37 194H38V192H37ZM40 194V195H39ZM38 195L39 196H41V192L39 193ZM76 194V196H80L81 194V196L83 197V193H81L80 195H77ZM160 194V193H159ZM158 194V195H159ZM186 193H184V195H185ZM190 194V193H189ZM205 194H207V193H205ZM249 194V193H248ZM257 194V193H256ZM19 195H20V193H19ZM18 195V196H19ZM25 196H26V194H24ZM29 195V196H30ZM33 195V194H32ZM35 195H36V193H35ZM34 195V196H35ZM45 195V194H44ZM44 195H42V196H44ZM187 195V194H186ZM194 195V194H193ZM210 195V194H209ZM208 194L207 195H204V197L205 196H209ZM221 195V194H220ZM237 195V194H236ZM22 196V195H21ZM20 196V197H21ZM24 196V197H25ZM28 196V195H27ZM26 196V197H27ZM29 196H28V198H29ZM37 196V195H36ZM35 196V197H36ZM48 196V195H47ZM65 197V198H63V197ZM80 196V197H81ZM177 196V195H176ZM179 196V195H178ZM187 196H189V195H187ZM195 196H197L196 194H195ZM232 197H234L233 196V192H232V195H231ZM243 196V195H242ZM245 196H246V194H245ZM249 196V195H248ZM19 197V198H20ZM23 197V198H24ZM25 197V198H26ZM46 196H44V198H45ZM147 197V196H146ZM181 197H184L183 196V194H182V196ZM180 197V198H181ZM199 197V195H198V197L197 198H200ZM212 197H214V196H212ZM216 197V196H215ZM213 198V199H216V198ZM221 197H223V196H221ZM231 197V198H232ZM241 197V196H240ZM239 197V198H240ZM244 197V196H243ZM11 198V197H10ZM15 198H16V196H15ZM31 198H33L32 196L30 197V199ZM38 198V197H37ZM37 198H34V199H32V201L34 200V202H37V204H39L40 202H43V201H41L42 200V198L43 197H41V199H37ZM72 198H73V196H72ZM149 198V197H148ZM161 198V196L159 197V199ZM179 198V197H178ZM188 198H190V197H188ZM187 198V201L188 202H186V199H183L184 200V202H186V203H184V204H187V203H189L190 202V200H191V202H190V204L192 203V198H190V199H188ZM194 198V197H193ZM196 198V197H195ZM217 198H219V197H217ZM231 198L229 199V197H227V199H229L230 200V202H229V200L226 202V203H228V204H230V203H232L233 204V201L231 202ZM234 198H236V197H234ZM233 198V200L235 201V199ZM242 198V197H241ZM85 199V198H84ZM201 199V198H200ZM205 199H207V197L205 198ZM204 199V201H206ZM209 199V198H208ZM223 200H224V198H222ZM225 199H226V197H225ZM19 200V199H18ZM21 200H22V198L20 199V203H22L21 202ZM25 200V199H24ZM147 200V199H146ZM149 200V199H148ZM148 200L146 201V202H148ZM195 200H197V199H195ZM194 200V201H195ZM199 200V199H198ZM197 200V201H198ZM212 199H210L209 201L210 202H212L211 201ZM237 200V199H236ZM246 200H248V199H246ZM262 200H264V199H262ZM31 201V202H32ZM45 201V200H44ZM160 201V200H159ZM181 201V200H180ZM200 201V200H199ZM203 200H201L200 202V205L201 204H203V202H202ZM207 202V203H210V202ZM214 201V200H213ZM217 199L215 200V202H214V204L215 203H217V204H219L218 202L219 201H217ZM241 201H242V199H241ZM240 201V202H241ZM244 201V200H243ZM242 201V202H243ZM257 201V200H256ZM9 202H10V200H9ZM32 203V204H36V203ZM39 202V203H38ZM47 202H44V204L45 203H47ZM50 202V201H49ZM152 202V201H151ZM156 202V201H155ZM171 202V201H170ZM169 202V203H170ZM179 202V201H178ZM224 202V201H223ZM223 202L221 203V204H223ZM237 202H239V200L237 201ZM240 202L239 203H237V204H240ZM248 202H249V200H248ZM254 202V201H253ZM24 203V202H23ZM56 203H53V205L55 204V205H57ZM64 203V204H65ZM82 203H84V201L83 202H81V204ZM144 203V202H143ZM153 203V202H152ZM152 203H150V204H152ZM160 203H162V201H160L159 202V205H162V204H160ZM194 203V202H193ZM193 203H192V205H193ZM205 203V202H204ZM236 203V202H235ZM235 203H234V205H235ZM260 203V202H259ZM15 207H16V205L18 204V202L16 203V201H15ZM29 204H30V201H29ZM49 204V205H48ZM85 204V203H84ZM163 204H165V202L163 201ZM168 204V203H167ZM194 204H197V202L195 201V203ZM206 204V203H205ZM205 204H203V205H205ZM213 204V205H214ZM221 204H220V207H221ZM225 204V203H224ZM232 204H230L231 206H230V208L232 207V210H233V206H232ZM236 204V205H237ZM241 204H243V203H241ZM240 204V205H241ZM245 204V203H244ZM243 204V205H244ZM11 205H12V203H11ZM19 205V204H18ZM21 206H22V204H20ZM47 205H48V208L50 207V203H47ZM53 205H51L52 207L51 208H53ZM54 205V206H55ZM61 205V206H60ZM69 205H71V204H69ZM78 205H80V204H78ZM77 205V207H79ZM141 205V204H140ZM156 205V204H155ZM197 205H199V203L197 204ZM202 205V209L201 210H203V207L205 208V206H203ZM209 204H207V206H208ZM213 205H212V207H211V209L213 210L215 207H213ZM216 205V204H215ZM226 205V204H225ZM225 205H223V206H225ZM239 205V206H240ZM12 206H14V205H12ZM23 206H24V204H23ZM27 206V205H26ZM32 206V205H31ZM73 206V205H72ZM72 206H70V207H72ZM83 206V205H82ZM145 206V205H144ZM153 206V205H152ZM158 206V205H157ZM167 206V205H166ZM166 206H163V207H166ZM182 206V205H181ZM186 206V205H185ZM184 206V207H185ZM206 206V208H208ZM210 206V205H209ZM218 207H219V205H217ZM226 206H228V205H226ZM225 206V207H226ZM244 206H246V204L244 205ZM243 206V207H244ZM18 207V206H17ZM35 207H36V205H35ZM42 207H43V205H42ZM41 207V208H42ZM58 207V208H59ZM74 207H75V205H74ZM80 207H81V205H80ZM79 207V208H80ZM149 207V206H148ZM156 207V206H155ZM175 207V206H174ZM179 207V206H178ZM195 207H197V208H199V207H201V206H193V207H188L189 209L190 208H195ZM217 207V208H218ZM247 207H248V204H247ZM252 207V206H251ZM261 207H264V206H261ZM36 208H38V206L36 207ZM43 208H45V206L43 207ZM48 208H47V210H48ZM62 208H65V206L64 207H62ZM73 208V207H72ZM78 208V209H79ZM141 208V207H140ZM158 208H159V206H158ZM161 208V207H160ZM171 208H173V206L171 207ZM185 208H187V207H185ZM226 208H228V207H226ZM226 208H225V210H222L221 211V209L220 208H218V210L219 211H221L223 214H224V211L226 212L227 210H229L230 208H228L227 210H226ZM240 208V207H239ZM254 208H255V206H254ZM26 209V208H25ZM56 209H57V206H56ZM66 209H69V207H67ZM81 210H82V208H80ZM85 209V208H84ZM84 209H83V211H84ZM157 209V208H156ZM164 209V208H163ZM162 209V210H163ZM174 209V208H173ZM172 209V210H173ZM176 209V211H177V208H175ZM196 209V208H195ZM194 209V210H195ZM222 209H224V208H222ZM235 209V208H234ZM245 209V208H244ZM11 210H13V209H11ZM18 210V209H17ZM20 210H22V209H20ZM30 210H32V209H30ZM29 210V211H30ZM33 210H36V209H34L33 208ZM39 210V209H38ZM38 210H36V212L38 211ZM41 210H43V209H41ZM49 210H52V209H50L49 208ZM48 210V211H49ZM53 210H55V209H53ZM60 211L61 213H62V209L60 210V209H57V211ZM71 210V209H70ZM70 210H68V212L69 213H72V211L74 210H71V212H70ZM80 210V211H81ZM155 210V209H154ZM165 210V209H164ZM169 210V209H168ZM179 210V209H178ZM184 210V209H183ZM194 210H188L187 211V209L185 210V212H183V214L184 213H186V211L187 212H190V211H192L190 214L192 215L193 214V211ZM209 211H210V208L208 209ZM207 210V211H208ZM212 210H211V212H212ZM237 210H238V208H237ZM240 210V209H239ZM238 210V213H240V216H236L238 213H236V210H234V211H231V209H230V211L229 212H234L235 214H229L228 212L226 213V214H229V215H226V216H222L221 215V213L219 214L220 216H221V218H220V220H219V217H218V215L216 216V217H218V219L216 218V219H212V220H218L217 221V224H220V226H224V228L227 230V232L229 233V234H231L232 236H234V237H250V238H252V237H255V231H257V228H254L253 226H255L256 224H255V222L254 221H252L253 219L251 218V216H250V214L248 213V211H246V213H245V210H243V208L241 207V212ZM254 210V209H253ZM10 211V210H9ZM27 211H28V209H27ZM44 211H46V209H44ZM78 211V210H77ZM175 211V210H174ZM182 211V210H181ZM197 211H198V209H197ZM204 211V210H203ZM219 211H216L217 213H219ZM17 212V211H16ZM23 212H25V211H23ZM31 212V211H30ZM33 212V211H32ZM40 212V211H39ZM49 212H51V213H53L52 211H49ZM49 212H47V214H46V212H45V214L46 215H44V216H47L48 215V213ZM60 212H59V214H60ZM86 211H84V213H85ZM159 212V211H158ZM158 212L156 211V215H158ZM165 212H167V211H165ZM169 212V211H168ZM195 213H196V211H194ZM205 212V211H204ZM204 212H202V213H204ZM216 212H212L213 214L214 213H216ZM262 212V211H261ZM12 213H14L15 214V209L13 210V211H11V213H10V218H11V216H13L12 215ZM18 213V212H17ZM16 213V215H18ZM27 212H25V214H26ZM43 213V212H42ZM42 213H41V215H42ZM55 213H58V212H55ZM54 213V214H55ZM64 213H65V209H64ZM68 213V214H69ZM78 213H79V211H78ZM128 213V212H127ZM132 213V212H131ZM161 213V212H160ZM163 213V212H162ZM176 213V212H175ZM179 213V212H178ZM198 213H201V211H200V208H199V212ZM208 213H210V212H208ZM253 213V212H252ZM251 213V214H252ZM8 214H9V212H8ZM23 214V213H22ZM33 214L35 215L36 213H34L33 212ZM40 214V213H39ZM44 214V213H43ZM54 214H52L53 216H54ZM67 214V213H66ZM72 214H73V216H72ZM72 214H70L69 216L71 217H74V214H75V212L74 213H72ZM171 214V213H170ZM177 214V213H176ZM187 214V213H186ZM186 214H184V215H186ZM206 214H207V212H206ZM205 214V215H206ZM212 214V215H213ZM247 214L249 215V216H247ZM258 214V213H257ZM21 215V214H20ZM20 215H19V217H20ZM27 215V214H26ZM30 215V214H29ZM32 216L31 215V217H36V216ZM51 215V216H52ZM58 215V214H57ZM76 215H77V212H76ZM76 215H75V217H76ZM80 215H83V214H81V212H80ZM80 215H78V217L80 216ZM139 215V214H138ZM166 215V214H165ZM172 215V214H171ZM171 215H169V216H171ZM180 215V214H179ZM191 215H190V217H191ZM204 215V214H203ZM207 215H209V214H207ZM206 215V216H207ZM230 215H232V216H234V217H232V216H230ZM256 215V214H255ZM7 216V215H6ZM51 216H49L51 219H52V217ZM85 216V215H84ZM129 216H130V214H129ZM159 216V215H158ZM161 216L162 215H160V218H161ZM188 216V215H187ZM206 216H204V217H206ZM13 217H17V218H15V221H16V219H18L19 217L18 216H13ZM23 217V216H22ZM22 217H20V218H22ZM27 217H29V216H27ZM39 217V216H38ZM42 217V216H41ZM48 217V216H47ZM46 217V218H47ZM58 217V216H57ZM57 217H53L54 219L52 220L53 222H54V220H55V222H57L56 221V219H57ZM62 217H63V213H62ZM125 217V216H124ZM163 217V216H162ZM166 217V216H165ZM164 217V218H165ZM168 217V216H167ZM175 217H177L176 215H174V218ZM180 217V216H179ZM181 217H183V216H181ZM186 217V216H185ZM209 217V216H208ZM212 217V216H211ZM214 218H215V216H213ZM249 217V218H248ZM253 217V216H252ZM256 217V216H255ZM7 218H8V216H7ZM18 219L19 220V222L17 221V222H14V223H16L15 225H18V223H20V221H22L21 219ZM30 218V217H29ZM40 218V217H39ZM45 218V217H44ZM64 218H65V215H64ZM79 218H82V217H79ZM79 218H77V219H79ZM136 218V217H135ZM173 218V219H174ZM192 218H194V216H192ZM257 218H259V220L261 219L260 217H257ZM12 219V218H11ZM35 219V218H34ZM38 219V218H37ZM41 219H43V217L41 218ZM40 219V220H41ZM51 219H49L50 221H51ZM120 219H122V218H120ZM127 219H128V217H127ZM166 220V222H168L167 221V218H165ZM182 219V218H181ZM191 219V218H190ZM195 219V218H194ZM207 219V218H206ZM210 219V218H209ZM8 220H9V218H8ZM28 220V219H27ZM27 220H26V222H27ZM30 220V219H29ZM28 220V222H30ZM48 220V221H49ZM59 220H61V218L59 217ZM66 220V219H65ZM81 220V219H80ZM79 220V221H80ZM125 220V219H124ZM175 220H177V219H175ZM175 220H172L173 222H175ZM178 220H179V218H178ZM177 220V221H178ZM199 220V219H198ZM23 221H24V219H23ZM31 221L33 222V220H32V218H31ZM37 220H35V222H36ZM45 221H47V220H45ZM47 221V222H48ZM49 221V222H50ZM67 221H72L73 222V220H72V218H67ZM76 221V220H75ZM78 221V220H77ZM181 221H183V219L181 220ZM190 221H192V219L190 220ZM202 221V220H201ZM216 221H214V222H216ZM31 222V223H32ZM46 223V224H48L47 225V227L49 226L50 227V225H51V223ZM52 222V223H53ZM123 222H125V221H123ZM179 222H180V220H179ZM211 222V221H210ZM253 223L254 225L252 226V225H250L249 223ZM258 222V221H257ZM22 223V222H21ZM20 223V224H21ZM25 223V222H24ZM34 223V222H33ZM39 223V222H38ZM120 223H122V222H120ZM128 223V222H127ZM169 223V222H168ZM20 224L18 225V227L20 226ZM29 224V223H28ZM35 224V223H34ZM44 224V223H43ZM42 223L40 224V225H43ZM55 224V223H54ZM53 224V225H54ZM71 224H73V223H71ZM70 224V225H71ZM123 224V223H122ZM126 224V223H125ZM170 224H172L171 222H170ZM9 225V224H8ZM37 225V224H36ZM36 225H33V226H35V228L36 227H38V226H36ZM39 225V226H40ZM75 225V224H74ZM76 225H78V224H76ZM94 225V224H93ZM213 225V224H212ZM260 225V224H259ZM27 226H29V225H27ZM32 225L30 224V227H31ZM32 226V229L34 228ZM45 226L46 225H44V227L42 226V229H44L45 228ZM55 227H56V224L54 225ZM53 226V227H54ZM95 226V225H94ZM94 226H93V228H94ZM124 226V225H123ZM127 226V225H126ZM217 226V225H216ZM4 227H6V226H4ZM15 227V226H14ZM25 227H26V225H25ZM47 227L44 229V230H49V229H47ZM48 227V228H49ZM96 227V226H95ZM7 228V227H6ZM11 228V227H10ZM21 228V227H20ZM27 228V227H26ZM41 228V227H40ZM89 228V227H88ZM7 229H9V228H7ZM19 229V228H18ZM30 229V228H29ZM39 229V228H38ZM52 229V228H51ZM51 229H50V231H51ZM119 229H120V226H119ZM130 229V228H129ZM254 229H255V231H254ZM260 229L262 230V229H264V228H262V226L260 227ZM259 229V230H260ZM14 230V229H13ZM26 230V229H25ZM40 230V229H39ZM38 230V231H39ZM84 230H85V228H84ZM92 230V229H91ZM98 230V229H97ZM17 231V230H16ZM20 232H22V228L19 230ZM18 231V232H19ZM27 231V230H26ZM31 231V230H30ZM33 231V230H32ZM34 231H35V229H34ZM47 231H45L44 232V234L46 233L47 234ZM12 232V231H11ZM11 232H9V234L11 233ZM24 232V231H23ZM43 231H41V233H42ZM74 232V231H73ZM86 232H87V230H86ZM90 231L88 230V233H89ZM3 233V232H2ZM1 233V234H2ZM24 233H26V232H24ZM90 233H92V232H90ZM251 233H253V234H251ZM257 233V232H256ZM258 233H260V232H258ZM12 234V233H11ZM17 234V233H16ZM28 234H29V232H28ZM48 234H50V233H48ZM52 234V233H51ZM50 234V235H51ZM76 234H78V233H76ZM83 234H84V232H83ZM3 236H4V234H2ZM24 235V234H23ZM30 235H32V236H34V237H36V239H44V240H46L47 242H48V238L49 237H45V236H43L42 237V235H43V233H42V235L40 234V232H38V233H31V234H29V236ZM249 235H251V236H249ZM261 235V234H260ZM27 236V235H26ZM78 236V235H77ZM262 236H264V235H262ZM12 237V236H11ZM79 237V236H78ZM88 237V236H87ZM3 238V237H2ZM19 238H21V237H19ZM25 237H23V238H21L22 240L24 239ZM31 238V237H30ZM29 238V239H30ZM46 238V239H45ZM259 238V237H258ZM1 239V238H0ZM13 239H14V237H13ZM33 239V238H32ZM81 239H83V238H81ZM9 241H10V239H8ZM12 240V239H11ZM25 240H26V238H25ZM44 240H42V243L44 242V243H47L46 241H44ZM3 241H5V239L3 240ZM3 241H1V242H3ZM13 241V240H12ZM40 241V240H39ZM74 241H75V237H74ZM11 242V241H10ZM88 242V241H87ZM5 243V242H4ZM58 243V242H57ZM64 243V242H63ZM82 243V242H81ZM16 244V243H15ZM12 245H13V243H12ZM88 245H89V242H88ZM0 247H1V245H0ZM40 247V246H39ZM89 247V246H88ZM16 250V249H15ZM1 251V250H0ZM23 252V251H22ZM1 253H2V251H1ZM19 253H20V251H19ZM34 253V252H33ZM38 253H39V251H38ZM95 255V254H94ZM49 257V256H48ZM192 257H195V256H192ZM6 259V258H5ZM41 260V259H40ZM49 260V259H48ZM194 261V260H193ZM78 262H80V261H78ZM188 262H189V260H188ZM190 262H191V260H190ZM5 263H6V261H5ZM195 263H197V260L195 261ZM76 264H77V262H76Z\"/></svg>",
    "mask_w": 264,
    "mask_h": 264
},
{
    "label": "water",
    "instance_id": "obj_3",
    "mask_svg": "<svg viewBox=\"0 0 264 264\" xmlns=\"http://www.w3.org/2000/svg\"><path fill=\"white\" fill-rule=\"evenodd\" d=\"M174 1H166L169 7L168 12H171V3ZM218 1L222 7L216 8V12L210 13L209 6H211L212 0H187L188 3L184 9H186L187 15H185L189 17V20L182 21L185 25L181 29L185 30L187 40L192 42L190 49L193 47V53L198 55V58L195 57L196 61L208 67L207 72L213 78L210 80L211 86H215L214 90L218 91L222 88L218 87L217 80L224 78V73L230 71L231 66L243 77L251 78L250 81L243 79L244 86L242 85V87H236L239 83L236 86L231 83L232 89L228 86L231 90L238 89L239 96L244 99H239V97L232 99L230 96L231 99L214 105L212 108L214 112L211 113L219 120V128H223V131H215V133L221 134L217 136L222 140L224 138L232 140L236 147L242 149L264 138V0ZM238 7L242 10L241 12L236 10ZM200 10L207 15L205 14L206 21L201 19L202 24L204 23L203 28L197 30V13ZM242 12L243 14H241ZM211 15L220 19L223 27L215 24L219 21ZM163 16L167 19L165 14ZM174 25L175 31H171L166 38H169L172 49L176 47L174 39L177 35H181V25L179 26L177 22ZM176 25L179 27L176 28ZM201 34L204 35L203 39L198 37ZM181 44V49L178 52L188 55L187 45ZM187 64L191 66L192 61ZM260 73L259 80L257 77Z\"/></svg>",
    "mask_w": 264,
    "mask_h": 264
}]
</instances>
